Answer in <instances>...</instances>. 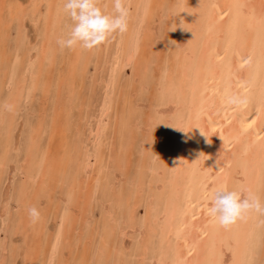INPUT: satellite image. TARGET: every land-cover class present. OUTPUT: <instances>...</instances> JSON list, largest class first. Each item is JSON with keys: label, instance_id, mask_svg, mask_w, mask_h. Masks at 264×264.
Here are the masks:
<instances>
[{"label": "rangeland", "instance_id": "374dc122", "mask_svg": "<svg viewBox=\"0 0 264 264\" xmlns=\"http://www.w3.org/2000/svg\"><path fill=\"white\" fill-rule=\"evenodd\" d=\"M14 1V2H13ZM0 0V7H3L2 10L0 8V38L2 39L1 35L3 36V39L1 40L2 42H0V95L2 94V97L3 98H0V109H2L0 111V122H7L8 120L7 119H10V118H7V114L9 113L10 116L14 115L15 116V121L12 120V117H11V121L12 123H2V124H6V125H3L0 123V145H1V149H0V153L2 152V154H0V166H1V169H0V264H22V261L23 263L25 264H28V262H30V264H154V261L156 260L155 258H157V255L159 251H161V249L163 248V246H165V242H163L161 239V234H160V227H159V223H160V219L159 221H157V215L158 218L162 215L163 213V209L166 208V203H167V199L169 198V195H170V192L169 191H172V188L170 186V183H169V177L171 176V163H170V159H168V153L172 151V148H173V132H172V125L169 123V119H168V116L169 114H160L158 112V109L157 107L159 106L160 103L158 102H161L166 100L167 99V96H161L162 95V91L164 93L167 94V87H165L164 85H166L165 83H161V80L164 76V73L162 72L164 69V67H168V65L166 64L167 63V60L164 61L166 63L163 62V55H168V57L171 56V54H173V52L175 50L172 49V40H170V33H171V25H172V18L169 17L168 19V16L165 12L168 11V6L170 5L169 2H173V0L169 1V0H148V3H147V0H133V4L129 5V15L130 14H136L138 9H141L140 13L142 14V20H141V27H147L156 31L157 28L158 30L156 32H153L152 30L150 31H147V38L149 39V45H147L148 47V51L145 47V52L142 53V57L141 55L140 56H137V61L139 58V61L142 62L144 61V68H147L146 71L144 69H141L140 73L137 69L133 70L132 69V65L133 63H129L128 62V54H129V49H125L124 48V52L122 51L121 53V58L123 59L124 62H120L118 67H117V76L119 75L118 78H116V84L114 86V95L119 99H116V101L118 100L117 104V108L116 106L111 108V111L108 113V115H106L107 117H105V120L103 121V130H104V134L102 133L100 135V137L98 138L97 142H100V144L97 142H93L89 139V134L88 132L86 131V128L84 127V125H87L89 122V115L93 114V109H95V105L99 104L97 103V99H99V95L97 96V94H100L102 93L103 89H104V84L103 83V78L105 77V74H106V71L104 70V66H106L105 63H103V61L105 60V52L102 50L104 49L103 47L101 48V45L97 48H93L91 50H85V49H78V45L69 50V49H66L65 48V51L64 49H61V51H56V47L52 50H48L49 49V45H52V43L54 42H51L50 39H48L46 36H47V25H48V11L50 10L49 7L51 6V3H52V0ZM31 1V2H30ZM60 1V4L63 5L64 2L62 3L63 0H58L57 1V4L58 2ZM3 2V3H1ZM16 2V3H15ZM43 2V3H42ZM47 2V3H45ZM15 3V4H13ZM46 6H45V4ZM152 5H151V4ZM158 3V4H157ZM1 4H5L6 6H1ZM29 4V6L27 7V5ZM34 4V6H33ZM37 4H39V6H37ZM53 4V3H52ZM154 4V5H153ZM160 4V5H159ZM22 5V6H21ZM25 7H24V6ZM151 5V6H149ZM165 5V6H164ZM21 8H20V7ZM33 6V7H32ZM43 6V8H42ZM55 6L57 7V5L55 4ZM54 6V7H55ZM153 6V7H152ZM158 6H160L158 8ZM155 7V8H154ZM32 8V9H30ZM42 10H41V9ZM149 8V9H148ZM151 8V9H150ZM154 8V9H153ZM53 9V8H52ZM155 11H153V10ZM158 9V10H157ZM12 12V13H9L8 11ZM157 10V11H156ZM30 11V12H29ZM148 12V13H145V12ZM15 14H14V13ZM29 12V13H28ZM38 12V13H37ZM144 12V13H143ZM155 12V13H153ZM159 12V14H158ZM157 13V14H156ZM164 16H162V14ZM28 14V15H27ZM32 14V15H30ZM12 15V16H11ZM16 15V16H15ZM24 15V16H23ZM45 15V16H44ZM47 15V17H46ZM156 15V16H155ZM2 16V17H1ZM30 18H28V17ZM32 16V17H30ZM133 16V15H132ZM151 18H150V17ZM155 16V17H154ZM15 17V18H14ZM26 19H25V18ZM3 18V19H2ZM153 18V19H152ZM157 18V19H156ZM2 19V20H1ZM10 19V20H9ZM5 20H7L5 22ZM13 20V21H12ZM68 20V22L66 21ZM130 19L129 18V25L132 23H130ZM148 21V22H145ZM152 20V21H150ZM21 21V22H20ZM33 21V22H32ZM35 21V22H34ZM39 21V23H38ZM70 21V22H69ZM159 21V22H158ZM161 21V22H160ZM65 22V24H64ZM144 22V23H143ZM71 25V20L69 19V17L67 16L63 22H62V27L64 25L68 26V29H70V25ZM150 25H149V24ZM6 24H8L6 26ZM20 27H19V25ZM24 25V26H23ZM40 25V26H39ZM42 25V26H41ZM147 25V26H145ZM149 25V26H148ZM157 25V28L155 26ZM159 25H162V26H159ZM36 26V27H35ZM133 27V23L130 25ZM153 26V28H152ZM159 26V27H158ZM22 27V28H21ZM37 27L40 29L37 30ZM165 30L163 32H165V34L161 31L162 28ZM24 28V29H23ZM129 28V27H128ZM168 32H167V30ZM21 29V30H20ZM161 29V30H160ZM20 32H19V31ZM149 30V29H148ZM23 31V32H22ZM162 32V33H160ZM168 35H166L167 33ZM20 33L21 36H20ZM25 33V34H24ZM39 33V34H37ZM5 34V35H4ZM24 34V36H23ZM66 34V33H65ZM156 34V36H155ZM162 34V35H161ZM19 35V36H18ZM26 35V37H25ZM115 35V34H113ZM112 35V36H113ZM146 35V34H145ZM165 35V37H164ZM23 36V37H22ZM44 36V37H43ZM126 36V37H125ZM167 36V37H166ZM6 37V38H5ZM22 37V38H21ZM39 39H38V38ZM42 37V38H41ZM124 37L126 38L125 40H128V41H125L123 40V44L126 45L128 48V46L130 47V43L132 42L131 41V37H128L127 39V35H126V32L124 33ZM156 37V38H155ZM25 38V39H24ZM163 40V42L165 41V43H159L161 40ZM165 38H168L169 40L165 39ZM8 39V40H7ZM22 39H23V42H22ZM38 39V40H37ZM20 40V41H19ZM26 40V41H25ZM38 42H37V41ZM47 40V41H46ZM49 40V42H48ZM145 40V38H144ZM143 40V41H144ZM7 43H5V42ZM43 41L44 43L46 44H43L41 42ZM167 41H170V42H167ZM26 42V45L23 46ZM18 43H22V44H18ZM24 43V44H23ZM110 43V42H109ZM127 43V44H126ZM169 43V44H168ZM7 46H6V45ZM29 44V45H28ZM107 44V43H106ZM166 45V47L164 48L163 46ZM171 47V50L169 49ZM44 45V46H43ZM144 45V44H143ZM143 45L139 47V51L142 50L143 48ZM153 45V47H152ZM6 46V47H5ZM160 46V47H158ZM80 47V46H79ZM157 49H156V48ZM4 48V49H2ZM22 48V49H21ZM24 48V49H23ZM42 48L46 49V53H41V50ZM167 48V50H166ZM26 49V51H25ZM162 50L160 52V50ZM175 49V47H174ZM5 50V51H4ZM20 50V51H19ZM75 50H79V56L78 55H75ZM144 50V49H143ZM159 50V51H157ZM170 52H169V51ZM2 51V52H1ZM23 51V52H22ZM37 51V52H36ZM40 51V52H39ZM67 51V52H66ZM74 51V52H73ZM87 53H86V52ZM150 51V52H149ZM166 51V53L164 52ZM14 52V53H13ZM22 52V53H20ZM39 53L40 55H37L36 53ZM50 52V53H49ZM53 52V53H52ZM59 52V53H58ZM71 56H69L70 54ZM105 55H103L102 53ZM13 53V54H12ZM18 55H17V54ZM66 53V54H65ZM83 53V54H82ZM89 53V54H88ZM160 53V54H158ZM6 55L3 57V55ZM13 56H11V55ZM15 54V55H14ZM37 55L39 57H35V63H31L30 62V56L32 55ZM61 54V56L59 55ZM74 54V55H73ZM81 54V55H80ZM87 54V56H86ZM102 54V55H101ZM148 57H147V55ZM8 55V56H7ZM20 55V56H19ZM94 55V56H93ZM17 56V57H16ZM24 56V57H23ZM53 56V57H52ZM66 56V57H65ZM68 56V57H67ZM81 56V57H80ZM85 56V57H84ZM92 56V57H91ZM102 56V57H101ZM7 59H6V58ZM15 57V58H14ZM21 57V58H20ZM47 58V59H44L46 62V64L44 63V60L41 59V58ZM57 57V58H56ZM67 59H65V58ZM74 57H78V61L76 62H73L72 60L75 59ZM87 57V58H86ZM96 57H99V58H96ZM10 58V59H9ZM14 58V60H13ZM18 58V59H17ZM20 58V59H19ZM59 58V60H58ZM62 58L64 60H62ZM70 58V60H68ZM79 58H80V61H79ZM81 58L83 60H81ZM91 58V59H90ZM5 61H3V60ZM24 59V60H23ZM40 59V60H39ZM87 59V61H89L90 64H87L88 62H84V60ZM153 62H151L150 61ZM67 60V61H65ZM93 60V62H92ZM102 62V63H99V61ZM102 60V61H101ZM161 60V61H160ZM3 61V62H1ZM13 63H11V62ZM29 61V62H28ZM41 61V62H40ZM91 61V62H90ZM95 61V62H94ZM40 62V63H39ZM54 62L55 65H52L51 64ZM65 62L66 65H65ZM81 65H80V63ZM163 62V63H162ZM11 63V64H9ZM22 63V65H20ZM33 64L32 65V69L31 71H29L28 67L29 65ZM37 63V64H36ZM43 63V64H42ZM70 63V64H69ZM79 63V64H78ZM85 63V65H84ZM99 64H101L103 67H99ZM15 64V65H14ZM40 64V65H39ZM122 64H124V66L122 67ZM152 64V65H151ZM14 66L13 68L11 67ZM19 65V67H18ZM37 65V66H36ZM57 65V66H56ZM60 65V66H59ZM62 65V66H61ZM69 65V66H68ZM85 66V69L88 70V72L82 68ZM97 65V67H96ZM16 66V67H15ZM22 66V68H21ZM31 66V65H30ZM40 66V67H39ZM59 66V68H58ZM64 66V67H63ZM73 66V68H72ZM151 66V67H149ZM9 67V68H8ZM36 67V69H35ZM50 67V68H49ZM57 67V69H55ZM69 67V68H68ZM75 67V68H74ZM87 67V68H86ZM96 67V68H95ZM12 68V69H10ZM17 68V69H16ZM20 68V69H19ZM38 68V69H37ZM40 68V69H39ZM46 70H45V69ZM48 68V69H47ZM51 68H53V70H56V74L58 72V74L56 75L53 71L51 70ZM67 68V69H66ZM72 68V69H71ZM120 68V69H119ZM158 68V69H157ZM24 69V70H22ZM58 69H60V72L57 71ZM78 69V70H77ZM83 69V70H82ZM94 69V70H93ZM97 69V70H96ZM104 71H103V70ZM156 69V70H155ZM2 70V72H1ZM28 70V71H26ZM32 70L33 71H39V75L36 76L37 77V80H39V84L36 85L35 83H37V80L35 82V79H32L31 76H32ZM66 70V71H65ZM86 72H85V71ZM102 70V71H101ZM8 71V72H7ZM51 71V72H50ZM73 71V72H72ZM95 71V72H94ZM100 71V73H99ZM120 71V72H119ZM148 71V72H147ZM153 71V72H152ZM155 71H158V72H155ZM20 72V73H19ZM43 72V73H42ZM81 72V73H80ZM87 73V75L85 74L83 76V74ZM98 72V74H97ZM102 72V73H101ZM19 73V74H18ZM48 75L46 76L45 75ZM69 73H72V78L70 77L71 74L69 75ZM95 73V74H93ZM104 73V74H103ZM124 73V74H123ZM160 73V75H159ZM52 74V75H51ZM53 74L54 77H53ZM157 74V76H156ZM44 75V76H43ZM89 75V76H88ZM96 75V77H95ZM103 75V76H102ZM138 75V77H136ZM87 78H86V77ZM140 76V77H139ZM143 76V77H141ZM8 77V80L7 79H4V78H7ZM17 79H16V78ZM50 77V78H49ZM57 77V78H55ZM62 77V78H61ZM68 77V78H67ZM162 77V78H161ZM29 78V79H28ZM42 78V79H41ZM45 78V79H44ZM55 78V79H54ZM61 78V79H60ZM83 78H84V81H85V85H84V82H83ZM90 78V79H89ZM99 78V80H98ZM101 78V79H100ZM145 78V80H144ZM148 78V79H147ZM43 79L45 81H43ZM49 79V80H48ZM58 79V80H57ZM82 79V81H81ZM89 79V80H86ZM147 79V80H146ZM151 79V80H150ZM7 82H6V81ZM31 80V81H30ZM42 80V81H41ZM49 81V82H46ZM51 80V81H50ZM56 80V81H55ZM62 80V82H61ZM134 80V81H133ZM144 80V82H143ZM5 81V82H3ZM19 81V82H17ZM28 81V82H27ZM42 83H41V82ZM59 81V82H58ZM79 81V82H78ZM101 83H100V82ZM138 81V82H137ZM148 81V82H147ZM151 81V82H150ZM153 81V82H152ZM13 82V83H12ZM17 82V83H16ZM29 82L32 84H29ZM44 82V83H43ZM57 82V83H56ZM64 82V83H63ZM78 82V83H77ZM158 84H156V83ZM4 83V84H2ZM16 83V84H15ZM56 83V85H55ZM72 83H74V90H72V87L73 85H71ZM80 83H82V85H80ZM95 83V85H94ZM98 83V84H97ZM122 83V84H121ZM139 83V84H138ZM167 83V82H166ZM6 84V86H4ZM62 84H63V87H62ZM79 84V85H78ZM101 84V85H100ZM131 84V86H130ZM133 84V85H132ZM144 84V86H142ZM147 84H149L147 86ZM152 84V85H150ZM19 85V88L18 86ZM28 85H30V88L28 87ZM36 85V86H35ZM44 85V86H43ZM54 85V86H52ZM59 85V86H58ZM65 85V86H64ZM84 85V86H83ZM138 85V87L136 86ZM155 85V86H154ZM161 85V86H160ZM21 86L23 87V90L21 88ZM33 86V87H32ZM51 86H52V90H51ZM61 86V88H60ZM81 86V87H80ZM122 86V88H121ZM128 86V87H127ZM149 86H150V89H149ZM14 87V88H13ZM17 87V88H16ZM27 87V88H26ZM38 87L39 88V93L37 92L38 91ZM48 87V88H47ZM56 89L55 91L54 88ZM65 87V88H64ZM78 87V89H76ZM83 87V89H82ZM100 87V88H99ZM126 87V88H125ZM134 90H133V88ZM142 87V89L140 90V88ZM160 87H162L160 89ZM16 88V90H15ZM21 88V89H20ZM63 88V90H62ZM67 88L70 90L68 91ZM81 88V89H80ZM138 90H137V89ZM144 88H146L144 90ZM152 88V90H151ZM3 89V91L1 90ZM14 91H13V90ZM25 89V90H24ZM31 89V90H30ZM34 89V90H32ZM43 91H41V90ZM88 91H87V90ZM97 89V90H96ZM126 89V90H125ZM128 89V90H127ZM130 89V90H129ZM148 89V90H147ZM163 89H166V90H163ZM6 92H5V91ZM28 90H30L28 92ZM36 90V91H35ZM66 90V91H64ZM85 90V92H83ZM90 90L92 92H90ZM120 92H119V91ZM17 91V92H16ZM24 92V96H21L23 95V92ZM52 91V92H51ZM64 91V92H63ZM80 91V92H78ZM100 91V92H99ZM137 91V93H136ZM148 91V93H147ZM166 91V92H165ZM13 92V93H12ZM42 92V93H41ZM54 92V94H53ZM69 92V93H68ZM76 92V93H75ZM78 92V94H77ZM98 92V93H97ZM134 92V93H132ZM140 92V93H139ZM151 92V94H150ZM154 92V93H153ZM160 94H158V93ZM38 93V94H37ZM58 93V94H57ZM61 93V94H60ZM75 93V94H74ZM95 97H94V95ZM139 93V94H138ZM156 93V94H155ZM11 96H9V95ZM12 94V95H11ZM17 96H16V95ZM34 94V95H33ZM39 96L40 99H44L42 100L43 101V104L41 103V101H39V98L36 96ZM54 97H53V95ZM75 95V97L73 98V96H70V95ZM77 94V95H76ZM84 94V95H82ZM129 94V95H127ZM43 95H46V96H43ZM65 95V96H64ZM86 95V96H85ZM135 97H133V96ZM159 95V96H158ZM35 96V97H34ZM52 96V97H51ZM63 96V97H61ZM68 96V97H67ZM82 96V98H81ZM115 96H113V98L115 99ZM149 96V97H148ZM1 97V96H0ZM8 97V98H7ZM24 97V98H23ZM32 97V98H29ZM42 97V98H41ZM48 100H46V98H48ZM59 97V99H58ZM68 98L66 100V98ZM72 97V98H71ZM78 97V98H77ZM84 97V98H83ZM122 97V98H121ZM131 97V99L129 98ZM138 97V98H137ZM144 97V98H143ZM11 98V100L9 99ZM13 98V99H12ZM16 98V99H15ZM64 100V102L66 101V103H64L63 101H60V99ZM88 98V99H86ZM32 99L33 102H32ZM38 99V100H36ZM52 99V100H51ZM75 99V101L73 100ZM83 99V100H82ZM86 99V100H84ZM143 99V100H142ZM28 100H31L30 103ZM50 100V101H49ZM94 100V102L91 103V101ZM125 100V101H124ZM129 100V102H127ZM131 100V101H130ZM149 100V102L147 101ZM11 101V102H9ZM45 101V102H44ZM68 101V102H67ZM71 101V102H70ZM74 101V102H72ZM77 101V103H75ZM83 101V102H82ZM133 101H134V105H133ZM141 103H139V102ZM143 101V102H142ZM146 101V102H145ZM158 101V102H157ZM39 102V103H38ZM47 102V104H46ZM57 102H58V105H57ZM82 102V104H81ZM89 105H88V103ZM125 102V103H124ZM151 102V103H150ZM157 102V103H156ZM10 103V105L8 104ZM17 103V104H16ZM27 103H28V106H27ZM41 103V104H40ZM53 103V105H52ZM70 103V104H69ZM72 103V104H71ZM73 103L76 105V107H73ZM85 103V104H84ZM96 103V104H95ZM136 103V104H135ZM142 103H143V106H142ZM145 103V104H144ZM149 103V104H148ZM2 104H5V105H2ZM8 104V105H7ZM16 105V107L14 105ZM26 104V106H25ZM40 104V105H39ZM50 104V105H48ZM67 106H66V105ZM80 104V106H79ZM87 104V105H86ZM92 104V105H91ZM131 104V105H129ZM152 104V105H151ZM45 105V106H44ZM71 105V107H70ZM73 105V106H72ZM89 107L91 105V107H87V110L85 111V106ZM96 105V106H97ZM127 105V106H126ZM6 106H13L15 107L17 110L19 108V110L15 111L14 113L11 112V110H13L14 108L13 107H10L11 110H7L9 109L8 107L6 108ZM30 106V107H29ZM33 106V107H32ZM38 106L40 107L38 109ZM44 108H42V107ZM48 106V107H47ZM50 106V107H49ZM70 107L69 110H72L69 112V110L65 109L66 107ZM79 106V107H78ZM132 106V107H131ZM135 106V107H134ZM142 106V107H141ZM156 108H155V107ZM35 107V108H34ZM60 107V109H58ZM63 107V108H62ZM65 107V108H64ZM119 107V108H118ZM125 107H129V111H127V114H123V108ZM150 107V109H149ZM13 108V109H12ZM29 108H31L30 113L28 112ZM36 108L38 110H36ZM51 108V109H49ZM74 108L76 109H79L78 110H74ZM146 108V109H145ZM6 111H5V110ZM40 109L42 112H40ZM45 109H46V113H45ZM81 109H84L81 111ZM92 109V111L90 110ZM120 109V111H119ZM123 109V110H122ZM139 109V110H138ZM22 110V111H21ZM33 110V111H32ZM50 110V111H49ZM55 110V112H53ZM157 110V111H156ZM37 111V113L35 112ZM39 111V113H38ZM48 111V112H47ZM69 113H68V112ZM87 111H91L89 114H86L84 115ZM95 111V110H94ZM116 111V112H115ZM142 113H141V112ZM2 112V113H1ZM7 112V113H6ZM12 114H11V113ZM34 114H32V113ZM51 112V113H50ZM66 112V113H65ZM72 112V113H71ZM119 112H121L119 115ZM5 113V114H4ZM29 113V114H28ZM36 113V114H35ZM47 115L46 117V120L45 121V115ZM54 113V114H53ZM19 114V115H18ZM41 114V115H40ZM43 114V115H42ZM49 114H51L49 116ZM56 114V115H55ZM65 114V115H64ZM70 114H72V116L70 117ZM80 116H79V115ZM114 114V115H113ZM149 114H151L149 116ZM28 115V116H27ZM36 115V116H35ZM40 115V116H38ZM53 115V116H52ZM65 118L63 119L62 116ZM67 115V116H66ZM113 115V116H112ZM117 115V116H116ZM122 115L124 117H122ZM161 115V116H160ZM163 115V116H162ZM168 115V116H167ZM6 116V118H5ZM8 116V117H10ZM13 116V117H14ZM33 118H31V117ZM35 116V117H33ZM49 116V118H48ZM115 116V117H114ZM148 116L150 119H148ZM152 116H154L152 118ZM36 117H38V119L40 121H38L36 119ZM43 117V118H41ZM53 117V118H52ZM56 117V118H55ZM68 117V118H67ZM76 117V118H75ZM109 117V118H108ZM159 117V118H157ZM162 117V118H161ZM167 117V118H166ZM17 118V120H16ZM19 118H20V122H19ZM48 118V119H47ZM52 118V119H51ZM75 118V119H74ZM82 120H81V119ZM152 118V119H151ZM156 118V119H155ZM31 119V121H30ZM43 119V121H41ZM51 119V120H50ZM57 119L58 121L56 122ZM71 119V120H70ZM73 119V121H72ZM79 119V120H78ZM87 119V123L85 122V120ZM156 120L152 121V120ZM159 119V120H158ZM164 121H162V120ZM28 120V122H26ZM37 120V121H36ZM50 120V122H49ZM74 120H77V121H74ZM81 120V121H80ZM92 120V119H90ZM116 120V121H115ZM120 120V121H119ZM148 120L150 121L149 124H148ZM18 121V122H17ZM32 121H34L33 124ZM45 121V122H44ZM61 121H66L67 123V128H65V123L63 124ZM69 121V122H68ZM71 121V123H70ZM108 121V122H107ZM14 122H16L14 124ZM39 122V123H38ZM46 124L44 126V123ZM49 122L50 123V127H49ZM77 122V123H76ZM110 122V123H109ZM30 123V124H28ZM43 123V124H42ZM57 123V124H56ZM73 123V124H72ZM80 123V124H79ZM107 123V125L105 124ZM116 123V124H115ZM153 123V124H152ZM9 124V125H8ZM25 124V125H24ZM41 124V125H40ZM47 124H48V128H47ZM59 124V125H58ZM136 124V125H135ZM148 124V125H147ZM158 126H157V125ZM160 124V125H159ZM170 124V125H169ZM29 125V126H28ZM37 126L35 128V126ZM61 125V126H60ZM62 125L64 128H62ZM71 125V127H70ZM135 125V126H134ZM137 125H139V128L137 127ZM141 125V126H140ZM169 125V126H168ZM6 126V127H5ZM8 126V127H7ZM13 126V127H12ZM44 126V127H43ZM78 126V127H77ZM110 126V128H109ZM117 128H116V127ZM130 126V127H129ZM160 126V127H159ZM163 126H165L164 128H162ZM11 127V128H10ZM18 128L19 132L17 129L15 128ZM27 127V128H26ZM46 127V128H45ZM55 129L57 127H60V131H58V128L56 129V131H58V133L54 130L53 133H54V136L53 134L51 133L52 131L49 129ZM76 127V128H75ZM82 127V129H81ZM133 127V128H132ZM147 127V128H146ZM156 129H155V128ZM159 127V129L157 128ZM168 127V128H167ZM4 128H5V131H4ZM10 129V131H8V129ZM32 128V130H30ZM46 130H44V129ZM69 128V129H68ZM85 128V129H84ZM112 128V129H111ZM136 128V130H135ZM148 128H151V131L153 129L154 132H151L150 129L147 130ZM27 129V130H26ZM78 129V130H77ZM155 129V130H154ZM158 129V130H157ZM161 129V130H160ZM163 129V130H162ZM168 129V130H167ZM16 130V131H15ZM29 130V131H28ZM34 130V131H33ZM40 130L42 132H40ZM49 130V131H48ZM64 130V131H63ZM66 130V132H65ZM71 131L70 135H69V131ZM82 130V131H81ZM84 130H85V134H84ZM108 132H107V131ZM114 130V131H113ZM160 130V131H159ZM164 130H165V133H164ZM167 130V132H166ZM12 131H14L13 133H15V136L13 133H11ZM29 133H28V132ZM31 131V132H30ZM45 131V132H44ZM62 131V132H61ZM68 131V132H67ZM77 131V132H76ZM110 131V132H109ZM116 131V132H115ZM157 131V133L155 132ZM162 131V133L160 134V132ZM7 132H10L11 134H9V138L11 139L13 135V138L12 141H9L10 139L8 138V135L6 134ZM64 132V133H63ZM75 132V133H74ZM79 132V134H78ZM81 132V134H80ZM107 132V133H106ZM144 132V133H143ZM26 133L28 135H26ZM40 133V134H39ZM63 135H61V134ZM82 133L84 136H82ZM106 133V134H105ZM109 133H111L109 135ZM117 133V134H115ZM170 133V134H169ZM6 134V135H4ZM43 134V135H42ZM45 134V135H44ZM51 134V135H50ZM60 134V136H59ZM66 134V136H65ZM77 134V135H76ZM113 134V135H112ZM166 134V135H165ZM17 135H20V138L19 136ZM24 139H27V140H24ZM35 137H34V136ZM57 135V136H56ZM87 135V136H85ZM104 135V136H103ZM106 135V136H105ZM157 135V136H156ZM169 135V136H168ZM7 136V137H6ZM39 136V137H37ZM41 136H43L41 138ZM62 136V137H61ZM74 138H73V137ZM78 136V137H76ZM121 136V138H119ZM133 136L135 137L134 139L135 142H133ZM146 136V138H145ZM160 136V137H159ZM167 136V137H166ZM29 137V138H28ZM50 137H52V140L50 139ZM65 137V138H64ZM67 137V139H66ZM83 137V138H82ZM106 137V138H105ZM132 137V139H131ZM152 137V138H151ZM3 139V141H1ZM19 138V142H17V139ZM41 138V139H40ZM58 138V139H57ZM64 138V140H63ZM76 140V141H73V139ZM82 138V139H81ZM86 138V139H85ZM115 138V139H113ZM160 138V139H159ZM166 138V139H165ZM36 139V141H34ZM40 139V140H39ZM78 139V141H77ZM128 139H131L128 140ZM154 139V140H153ZM15 140V141H14ZM24 140V141H23ZM32 140H33V144H35V146H33L31 143H32ZM60 140V141H59ZM63 140V143L61 142ZM67 142H66V141ZM70 140V141H69ZM86 140V141H85ZM107 140L109 142H107ZM113 140V141H111ZM117 140V141H116ZM126 140V141H125ZM128 140V142H127ZM140 140V141H139ZM141 140H142V143H141ZM165 140V141H164ZM167 140V141H166ZM5 141H7V144L9 145H6ZM14 141V142H13ZM23 141V142H22ZM49 141V142H48ZM50 141H52L53 143H51ZM73 141V142H71ZM120 141V142H118ZM122 141V143H121ZM145 141V143H143ZM156 141H157V145H156ZM164 141V142H163ZM17 144H16V143ZM31 142V143H30ZM40 142V143H39ZM56 142H61V143H57L59 144V146L57 147V144H55ZM66 143V146H64V144ZM70 142V143H68ZM76 142V143H75ZM78 143H81L80 145L78 146H75L73 147V145H76ZM86 142V143H84ZM88 142H91V143H88ZM127 142V143H125ZM139 142V143H138ZM160 142V143H159ZM12 143V144H11ZM15 143V144H14ZM22 143V145H21ZM28 143L30 144V146L28 145ZM68 143V144H67ZM73 145H72V144ZM92 143L94 145H92ZM103 143V144H102ZM108 143V144H107ZM112 143V144H111ZM153 143V146L151 145ZM162 143V144H161ZM11 144V145H10ZM19 144V145H18ZM40 144V145H39ZM52 144V146H51ZM71 144V145H70ZM84 144V146H83ZM88 145V148L86 149ZM91 144V145H89ZM117 144V145H116ZM126 146H125V145ZM132 146H130V145ZM160 144V145H159ZM166 144V145H165ZM12 145H15L13 146L14 148H17L16 150L12 147ZM16 145H18L16 147ZM39 145V146H38ZM103 145V146H102ZM114 145V148L117 150H115L112 146ZM120 145V146H118ZM123 145V146H122ZM136 145V146H135ZM139 145L141 146V148L139 147ZM145 145V146H143ZM150 145V146H149ZM8 147L7 149L5 147ZM10 146V147H9ZM62 146V147H61ZM70 146H71V149H70ZM81 146L83 147V149H81ZM111 146V147H109ZM122 146V147H121ZM160 146V147H159ZM21 147V149H19ZM38 147V148H37ZM57 147V149H56ZM64 147L66 149H69V150H73L74 152L72 153V151L70 152L69 150H66L64 149ZM85 147V148H84ZM99 147V148H97ZM102 147V148H101ZM123 147H126V148H123ZM150 147V148H149ZM152 147V148H151ZM166 147V148H165ZM12 148V149H11ZM23 148V149H22ZM33 148V149H32ZM37 148V149H36ZM73 148V149H72ZM77 149V151L75 152V149ZM105 148V149H104ZM111 148V149H110ZM128 148V149H127ZM134 148H137V149H134ZM160 148V149H159ZM11 149V151H10ZM15 151H14V150ZM29 149V150H28ZM49 149V150H48ZM52 151H51V150ZM64 150V153L66 154V151L71 154H74L70 156L69 153H67L69 156H67V154H61V151L63 152ZM81 149V150H80ZM123 149V150H121ZM143 149V150H142ZM146 152H145V150ZM149 149V150H148ZM151 149V150H150ZM158 149V150H157ZM163 149V150H162ZM166 150V156L165 157V150ZM8 150V151H7ZM14 152H13V151ZM37 150V151H35ZM61 150V151H60ZM89 150V151H88ZM101 152H100V151ZM114 150V151H112ZM127 150V151H126ZM129 150V151H128ZM136 150L139 151L137 152V155H135L136 153ZM141 150V151H140ZM156 150V151H155ZM6 154H4L5 152ZM18 151V153H17ZM20 151H21V154H20ZM51 151V152H50ZM55 153H54V152ZM97 152L96 155L94 154V157L92 159V161H89V156H90V153L91 152ZM100 153H99V152ZM109 151V152H108ZM111 151V152H110ZM119 151H122L121 153H126L124 155H122L121 153H118ZM125 151V152H124ZM135 151V152H134ZM159 151V152H158ZM29 152V153H28ZM60 152V153H58ZM85 152V153H84ZM114 152V153H113ZM128 152V153H127ZM161 152V153H160ZM38 153V154H37ZM52 153V154H51ZM78 153V154H77ZM108 153V154H107ZM140 153V155H139ZM147 153V154H146ZM54 155L51 157V155ZM61 155V157H64L66 158V162L63 163V161L65 160H62V158H60V156L58 157L59 161L62 160V162L60 161L59 163L57 162V155ZM87 154V155H86ZM89 154V155H88ZM110 154V155H109ZM121 154V155H119ZM4 155V156H2ZM32 155V156H31ZM46 155V158L44 157ZM64 155V156H63ZM99 155H100V161H99ZM114 155L113 159H112V156ZM115 155H116V158H115ZM119 155V156H118ZM134 155V156H133ZM163 155V156H162ZM6 156V157H5ZM9 156V157H8ZM22 156V157H21ZM31 156V157H30ZM35 158H34V157ZM43 158H42V157ZM50 156V157H49ZM56 156L55 160H54V157ZM79 156V157H78ZM86 156L88 158H86ZM103 158H102V157ZM109 156V158H108ZM122 156V157H121ZM132 156V157H131ZM37 157V158H36ZM70 157V158H69ZM107 157V158H106ZM125 159H124V158ZM163 157L167 158V159H164ZM9 158V159H8ZM26 158V159H25ZM31 158V159H30ZM78 158L80 159L78 161ZM95 158V160H94ZM98 158V159H97ZM116 160H115V159ZM121 158V159H120ZM130 158V159H129ZM28 159V160H27ZM43 159V160H42ZM69 159V160H68ZM71 159V160H70ZM74 159V160H73ZM103 161H102V160ZM105 159V161H104ZM109 159V160H108ZM124 159V160H122ZM160 159V160H158ZM26 160V161H25ZM30 160V163H28ZM38 160V162H37ZM41 160V161H40ZM84 160V161H83ZM113 160V161H112ZM117 160H120L121 162L117 161ZM128 160V161H126ZM149 160H150V163H149ZM167 160V161H166ZM35 163H34V162ZM44 161V163H43ZM69 163H68V162ZM80 161H82L83 163H79ZM93 161H95V166H94V163ZM106 161H109L106 162ZM124 161V162H123ZM41 162V163H40ZM78 162V163H77ZM102 164H101V163ZM111 162H114L111 163ZM122 162L123 164L126 162V165H123L125 166L124 168L121 166L122 165ZM128 162V163H127ZM131 162H132V165H131ZM18 163V164H17ZM21 163V164H19ZM24 163V164H23ZM30 165H28V164ZM55 163H57L55 165ZM61 163V165H59ZM68 163V164H67ZM75 163H77L75 165ZM117 163V164H116ZM119 163V164H118ZM154 163V164H153ZM14 164V165H13ZM17 164V165H16ZM45 164V165H44ZM48 164V165H47ZM68 166V170L66 169L67 166ZM72 164V165H71ZM81 164V165H80ZM93 164V165H92ZM111 165V166H108V165ZM135 164V165H133ZM3 165V166H2ZM20 165V166H19ZM41 165V166H39ZM72 166L70 169L69 167ZM74 165V166H73ZM79 165H80V168H79ZM88 168H86L85 166ZM91 167H90V166ZM106 165H107V168H106ZM113 165H116L115 166V169H114V166ZM161 165V166H160ZM23 168H22V167ZM30 166V167H29ZM58 166V167H56ZM62 167L60 168V171L58 169V173L56 172L57 171V168L59 167ZM82 166V167H81ZM98 166H102L103 168H98ZM12 167V168H11ZM37 167V168H36ZM45 169H44V168ZM51 167V168H50ZM75 167V168H74ZM94 167V169H93ZM111 167V168H110ZM120 167V169H119ZM123 170H122V168ZM167 169H166V168ZM11 168V169H10ZM16 168V169H15ZM27 168V169H26ZM30 168V169H29ZM78 170H77V169ZM84 168H85V171H84ZM98 170H97V169ZM106 172H105V170ZM157 168V170H156ZM158 168H160V170H158ZM164 168L165 170L167 171H164ZM20 172H19V170ZM36 169V170H35ZM46 169H49L48 171ZM53 169V170H52ZM73 169V170H71ZM74 169H75V172H74ZM81 169V170H79ZM94 171H93V170ZM101 169V170H100ZM125 169V170H124ZM153 169V170H152ZM155 169V170H154ZM3 170V171H2ZM6 170V171H5ZM9 170L11 171V173L9 172ZM24 170V172H23ZM30 170V171H29ZM66 170V172H65ZM87 170V172H86ZM100 170V171H99ZM104 170V171H103ZM108 170V172H107ZM114 170V171H113ZM118 170V172L116 171ZM120 170V171H119ZM122 170V171H121ZM148 170V171H147ZM29 173L27 174L26 173ZM35 171V172H34ZM63 171V172H62ZM71 173H70V172ZM78 171V172H77ZM95 171H96V174L99 173V174H95ZM163 173H161V172ZM23 172V174H22ZM33 172V173H32ZM82 172V173H81ZM104 172V173H103ZM123 172V173H122ZM167 172V174H165ZM37 173V174H36ZM41 173V174H40ZM55 173V174H54ZM63 173V178L65 180H63L62 178V174ZM82 175H80V174ZM113 173V174H112ZM119 173V174H118ZM26 174V175H25ZM35 174V175H34ZM39 174V175H38ZM49 174V176H48ZM60 174V175H59ZM71 174V175H70ZM92 174V175H91ZM95 174V176L93 175ZM105 174V175H104ZM122 174V175H121ZM31 175V176H30ZM37 175V176H36ZM40 175H43V176H40ZM55 175V176H54ZM73 175V178L71 177ZM99 175H103L105 176L103 178V176H99ZM121 175V177H120ZM128 175V176H126ZM134 178H133V176ZM140 175V177H139ZM147 175V177H149L148 179L145 177ZM158 175V176H157ZM160 175V176H159ZM47 176V177H46ZM52 176V177H51ZM70 176V177H69ZM85 176V177H84ZM90 176V179H88V177ZM94 176V177H93ZM124 176V177H123ZM28 177V178H27ZM31 177V178H30ZM46 177V178H45ZM56 177V178H55ZM60 177V178H58ZM69 177V178H68ZM76 177V178H75ZM110 177V178H109ZM113 177V178H112ZM123 177V178H122ZM127 177V178H126ZM131 177V179H130ZM151 177V178H150ZM166 177V179H165ZM42 178V179H41ZM45 178V179H44ZM52 180H51V179ZM71 178V179H70ZM81 178V179H80ZM86 178V179H85ZM106 179V182H104L105 180L103 179ZM116 178V179H115ZM120 178V179H119ZM125 178V180H124ZM10 179V180H9ZM12 179V180H11ZM36 179V180H35ZM67 179V180H66ZM73 179V185L72 187H70V185L72 184H69L68 180H72ZM91 179H92V182H91ZM98 179L100 181H98ZM107 179L109 182H107ZM110 179V180H109ZM119 181H115V180ZM130 179V180H128ZM138 179V180H137ZM154 181L155 180V183L150 181V180ZM24 180V181H23ZM32 180V181H31ZM34 180V181H33ZM75 180V182H74ZM89 180V181H88ZM102 180V181H101ZM113 182H112V181ZM127 180V181H126ZM140 180V181H139ZM27 181V182H26ZM46 183H45V182ZM52 181V182H51ZM67 181V182H65ZM96 181V182H95ZM98 181V182H97ZM134 181V182H133ZM137 181V182H136ZM149 181V182H148ZM166 181V182H165ZM45 185V187L43 186V184ZM51 182V183H49ZM54 182V183H53ZM58 182V183H57ZM104 182V183H103ZM127 182V183H126ZM140 182V183H139ZM145 182V183H144ZM159 182V184H158ZM165 185H164V183ZM35 183V184H34ZM77 183V185H76ZM89 183V184H88ZM100 185H99V184ZM112 183V185H111ZM118 183V184H117ZM130 183L131 186H128ZM142 183V184H141ZM154 183V184H153ZM168 183V184H167ZM52 184V185H51ZM68 187L66 190H64V187L65 186ZM87 184V185H86ZM103 184V185H102ZM107 184V185H106ZM137 184V185H136ZM139 184V185H138ZM145 184V185H144ZM151 184V185H150ZM152 184H153V187L154 188H157V189H154L152 187ZM7 185V186H6ZM10 185V187H9ZM37 185V186H36ZM81 185V186H80ZM85 185V186H84ZM90 185V186H89ZM102 185V187H101ZM135 185V186H134ZM141 185V186H140ZM142 185H144L142 187ZM157 185V186H156ZM167 185V186H166ZM55 186V188H54ZM76 186V187H75ZM80 186V187H79ZM109 186V187H108ZM148 188H147V187ZM156 186V187H155ZM12 187V188H11ZM37 187V188H35ZM41 187V188H40ZM43 187V189H42ZM47 187V188H46ZM60 187V188H59ZM63 187V189H62ZM89 187V188H87ZM98 187V188H97ZM115 187V188H114ZM145 187V188H144ZM153 188L154 192L150 190V188ZM7 188H8V191H7ZM39 188V189H38ZM83 188V189H82ZM91 188V191L88 190ZM103 188L105 190H103ZM112 188V189H111ZM138 188V190H137ZM145 190V194H144V190ZM160 188V189H159ZM163 188V189H162ZM170 188V189H169ZM17 189V190H16ZM77 191H76V190ZM80 189V190H79ZM109 189V190H108ZM115 189V190H114ZM120 189V190H119ZM149 189V190H148ZM166 192H165V190ZM168 189V191H167ZM4 190V191H3ZM19 190V191H18ZM43 190V191H41ZM56 190V191H55ZM60 190V191H59ZM70 190H74L72 192H70ZM139 192H137V191ZM157 190H160V191H157ZM28 191V193L26 192ZM63 191V192H62ZM69 191V192H68ZM114 191V192H113ZM117 191H120V192H117ZM157 191V192H155ZM259 196L264 199V184L260 187V190H259ZM7 192H9V197H6L7 195ZM43 192V194H42ZM55 192V193H54ZM75 192V193H74ZM116 192V194H115ZM141 192L143 195H141ZM161 192V193H160ZM164 192V193H163ZM3 193V194H2ZM45 193V194H44ZM80 193V194H79ZM108 193H111V194H108ZM136 193V194H135ZM139 193V194H137ZM164 195H163V194ZM26 194V195H25ZM28 194V195H27ZM56 194H60L59 195H56ZM64 194V195H63ZM69 196H68V195ZM71 194V195H70ZM76 194H77V198H76ZM86 194V195H85ZM88 194V196H87ZM90 194V195H89ZM131 194V195H130ZM168 194V195H167ZM2 195V196H1ZM30 195V196H29ZM55 195H56V198H55ZM102 195L104 197H102ZM108 195V196H107ZM121 195V196H120ZM139 197H137V196ZM166 195V196H165ZM4 196V197H3ZM47 196V197H46ZM50 196V197H49ZM64 196V198H63ZM73 196H74V199H73ZM101 196V197H100ZM119 198H118V197ZM126 196L129 198L131 196V199H132V203L133 204H137L136 206H138V203H139V206L140 207H137L139 208L138 212L136 213L135 217L132 218L130 217L131 216V212L130 211H127L128 209L126 208V201L128 200V198L126 199ZM133 196V197H132ZM142 196H143V201H142ZM158 199H156V197ZM66 197V198H65ZM71 197V198H70ZM93 200H92V198ZM109 197V198H108ZM111 197V198H110ZM135 197V199H134ZM141 197V198H140ZM146 197V198H145ZM151 197H154V198H151ZM164 197L166 199H164ZM5 201L4 198H6V208H5V213L3 212L2 213V208H3V205L4 204L3 200ZM106 198V199H105ZM117 200H116V199ZM149 198V199H148ZM153 199V202L152 200ZM161 198V199H160ZM64 199V200H63ZM73 199V200H71ZM130 199V198H129ZM138 200V201H135V200ZM33 200V201H32ZM39 200V201H38ZM58 200V201H57ZM63 200V201H62ZM66 200L70 201V202H67ZM78 200V201H77ZM146 200V201H145ZM147 200L148 201V204L146 205L147 203ZM161 200V201H160ZM164 202H163V201ZM3 201V202H2ZM56 201V202H55ZM95 203H94V202ZM65 202V204H64ZM75 202V203H74ZM97 202V203H96ZM121 202V203H120ZM142 202V204H141ZM163 202V204L161 203ZM32 203V204H31ZM54 205H53V204ZM67 203H69L67 205ZM74 203V204H73ZM123 203V205H122ZM125 203V204H124ZM145 203V204H144ZM78 204V205H77ZM94 204V206H93ZM120 204V205H119ZM151 204V206H150ZM153 204V205H152ZM2 205V206H1ZM43 205V206H42ZM65 205V206H64ZM73 205H77V208L76 206L73 207ZM98 205V206H97ZM105 205V207H104ZM107 205V206H106ZM112 205V206H110ZM146 205V206H145ZM160 205V207H159ZM162 205V206H161ZM32 206H35L38 208L39 211H41V215L44 217L45 216V223L49 222L48 224H45L46 228H44L43 232L41 233V235L39 236V242L38 244H36L37 247H35L34 251L32 252V255L30 257H27V254H26V249H27V242H29V238L30 236L29 235H32V226H31V221H30V218H29V215H28V209ZM67 206V207H66ZM84 206V207H83ZM92 206V207H91ZM103 206V207H102ZM155 206V207H154ZM157 206V207H156ZM52 207V208H51ZM66 207V208H65ZM107 207V208H106ZM54 208V209H53ZM73 208V209H72ZM76 210H75V209ZM106 208V209H105ZM119 208V209H118ZM145 208H146V211H148L146 213L145 211ZM151 211H149V209ZM154 211H153V209ZM162 208V209H161ZM53 209V210H51ZM114 209V210H113ZM116 209V210H115ZM65 210V211H64ZM66 210H68V212H66ZM72 210V211H71ZM121 210V211H120ZM161 210V212H160ZM163 210V211H162ZM47 211V213H46ZM57 211V212H55ZM59 211H61V213L63 214V212L65 214H61ZM63 211V212H62ZM75 211V212H74ZM47 215H45V213ZM59 212V213H58ZM145 212V213H144ZM153 212V213H151ZM72 213V214H71ZM109 213V214H108ZM1 214L3 215L1 217ZM48 214H49V217H48ZM56 214V215H54ZM60 214V215H59ZM111 214V215H110ZM129 214V215H128ZM143 214V215H142ZM146 214V215H145ZM148 214V215H147ZM150 214V215H149ZM157 214V215H156ZM57 215L59 217H57ZM73 215H75L74 217H72ZM101 215V216H100ZM64 216V217H63ZM70 216V217H69ZM80 216V217H79ZM115 216V217H114ZM147 216V219H145V217ZM149 216V217H148ZM153 216V217H152ZM155 216H156V221H154L155 219ZM55 220V222L51 221L52 218ZM62 217V218H61ZM69 217V218H67ZM143 217V218H142ZM150 217L152 218V221L150 219ZM57 218V219H56ZM65 218V220H64ZM138 218V219H137ZM149 218V220H148ZM264 217H259L258 216V220L260 222L259 224V228L257 229L258 231H260V233H262V236L260 238V242L259 241H256L253 245V248H255L254 250L256 251V253L252 256L251 258V261H247L246 264H264V220H263ZM48 219V220H47ZM50 219V220H49ZM63 219V221H62ZM67 219V220H66ZM72 219V220H71ZM95 219V220H94ZM115 219V220H114ZM126 219H130L129 221H127ZM154 219V220H153ZM29 220V221H28ZM69 220H71L73 222V220H76V222L74 221L73 222V226H71L70 224H72V222H68ZM136 220V221H135ZM148 220V221H147ZM47 221V222H46ZM58 221V222H57ZM62 221V222H61ZM132 221V222H131ZM144 222V224L142 225L140 222ZM131 224H130V223ZM135 222V223H134ZM146 222H148L149 225L152 224L153 227H156L153 231L150 230V226L147 224L148 229L150 230H147V226H146ZM152 222V223H151ZM156 224H155V223ZM159 222V223H158ZM52 223V224H51ZM66 223V224H65ZM69 223V224H68ZM127 223V224H126ZM151 223V224H150ZM63 224V226H62ZM123 224V225H122ZM126 224V225H125ZM128 224H130L128 226ZM155 224V225H154ZM6 225V226H5ZM62 227H61V226ZM66 225H69L71 228L74 227V230L71 229L68 230V227ZM135 225V226H134ZM140 225V226H139ZM27 226V227H26ZM52 228H51V227ZM113 226V227H112ZM128 226V227H127ZM139 226V227H138ZM142 226V227H141ZM134 227V229H133ZM142 229H141V228ZM49 228V231H47ZM53 229V231L51 229ZM131 228V229H130ZM61 229V230H60ZM62 229H64V232L65 230L67 229V231H70V233H67V236H70L69 238L71 239V236H72V233L73 235L75 236V238L73 240L72 239H68V237H65L66 234H64V232L62 231ZM70 229V228H69ZM138 229V230H137ZM17 230V231H16ZM60 230V231H59ZM142 230V232H141ZM145 230V231H144ZM59 231V232H58ZM66 231V232H67ZM73 231V232H72ZM122 231L125 232V234L123 235L122 234ZM134 231V232H133ZM148 231V232H147ZM157 231V232H156ZM51 232V233H50ZM127 232V234H126ZM131 232V233H130ZM143 232H145L144 234L147 236V238L145 236H143ZM147 232V233H146ZM44 233V234H43ZM55 233V234H54ZM62 233V235L60 234ZM130 233V234H129ZM46 234V235H45ZM48 234V235H47ZM71 234V235H69ZM77 234V235H76ZM135 236H134V235ZM139 234V235H138ZM149 234L151 236L152 239H149ZM48 236V238H45V236ZM51 235V236H50ZM133 235V236H132ZM137 235V236H136ZM156 235V236H155ZM159 237H158V236ZM45 238V240H43L42 238L40 239V237ZM132 236V237H131ZM139 236H141L139 238ZM15 237V238H14ZM53 237V239H52ZM63 237V240L64 243H62L63 241H61L60 239ZM65 237V238H64ZM135 237V238H134ZM56 238V239H55ZM132 238V239H131ZM134 238V239H133ZM159 240H157V239ZM24 239V240H23ZM48 239V240H47ZM137 239V240H136ZM144 239L145 243L148 244V250H147V253L146 255L143 254L144 251L141 247V240ZM149 241H147V240ZM14 240V241H13ZM23 240V241H22ZM43 243H41V241ZM136 240V241H135ZM154 240V241H153ZM70 241V244L71 242H73L71 245L67 242ZM132 241V242H131ZM153 241V242H152ZM159 241V242H158ZM162 241V242H161ZM9 242V243H8ZM23 242V243H22ZM59 242V243H58ZM134 242V243H133ZM139 242V243H137ZM3 243V244H2ZM45 243V244H44ZM130 244L127 245V244ZM159 243V244H158ZM42 244V246H41ZM60 244H63L62 245V248L60 249ZM139 244V245H138ZM155 244V246L153 245ZM69 245V246H68ZM4 246V247H3ZM44 246V248H43ZM47 246V247H46ZM65 246V247H64ZM132 246V247H131ZM153 246V247H152ZM156 246L158 248H156ZM160 246H162V248H160ZM10 247V249H9ZM22 249H21V248ZM41 247L43 248L42 250H44L45 252H41ZM129 247V248H128ZM130 247H131V251L130 250ZM135 247V248H134ZM151 247V248H150ZM156 249H155V248ZM7 248V249H6ZM24 251L22 252L21 250ZM140 248L142 250H140ZM4 249V250H3ZM55 251H54V250ZM60 249L61 252H63V254H60L61 252L58 251ZM64 249V250H62ZM76 249V250H74ZM154 249V250H153ZM158 249V250H157ZM260 249V250H259ZM18 250V251H17ZM51 250V251H50ZM150 250V251H149ZM58 251V252H57ZM67 251V252H66ZM74 251V252H73ZM76 251L78 253H76ZM131 251V252H130ZM140 251V252H139ZM154 251V252H153ZM155 251L157 253H155ZM257 251L259 252V254L257 253ZM50 252V253H49ZM54 252V253H53ZM57 252V253H56ZM133 252H135L133 254ZM152 252V253H151ZM23 253V254H21ZM46 253V254H45ZM59 253V254H58ZM128 253V254H126ZM151 253V254H150ZM154 253V254H153ZM9 254V255H8ZM56 254V255H55ZM80 256H79V255ZM132 254L131 256H128ZM154 256H153V255ZM6 255V257H5ZM8 255V256H7ZM29 255V254H28ZM46 255V257H45ZM59 255L61 256V258H58ZM63 255H65L63 257ZM151 255V256H150ZM43 258H42V257ZM49 256V257H48ZM57 256V257H56ZM77 256V258H76ZM135 256V257H134ZM141 256H144L141 257ZM260 256V257H259ZM20 257V258H19ZM81 257V258H80ZM130 257V258H129ZM134 257V258H133ZM148 257V258H147ZM152 257V258H151ZM259 257V258H258ZM4 258V259H3ZM23 258V259H21ZM27 258V259H26ZM51 258V259H50ZM56 258V259H55ZM129 258V259H128ZM133 258V259H132ZM258 260H257V259ZM262 258V259H261ZM38 261H36V260ZM42 259V260H41ZM76 259H79V260H76ZM127 259V260H125ZM134 259H136L134 261ZM138 259V260H137ZM253 259V260H252ZM260 259V260H259ZM27 260V261H26ZM48 260V261H47ZM54 260V261H53ZM56 260V262H55ZM81 260V261H80ZM127 261L126 263L124 262ZM142 260V261H140ZM144 260V261H143ZM146 260V261H145ZM250 260V259H249ZM255 260V261H254ZM32 261V263H31ZM36 261V262H35ZM60 261V263H59ZM92 261V262H91ZM133 261V262H132ZM137 261V262H136ZM140 263H139V262ZM152 261V263H151ZM254 261V262H253ZM262 261V262H261ZM256 262V263H255ZM259 262V263H258Z\"/></svg>", "mask_w": 264, "mask_h": 264}, {"label": "bare ground", "instance_id": "6f19581e", "mask_svg": "<svg viewBox=\"0 0 264 264\" xmlns=\"http://www.w3.org/2000/svg\"><path fill=\"white\" fill-rule=\"evenodd\" d=\"M13 1V0H12ZM18 1V0H17ZM45 1V0H44ZM58 0H52L51 6L49 7V11H48V25H47V38L50 39L52 43V45H49V49H56V51H61V48L59 47L57 40L62 37V36H66L69 29L68 26L64 25L62 27V22L63 20L67 17V14L63 11V5L60 4V1L58 2ZM138 1V0H137ZM157 1V0H156ZM165 1V0H164ZM167 1V0H166ZM171 1V0H169ZM14 2V1H13ZM31 2V1H30ZM64 2V0L62 1V3ZM133 0H126V7L129 9V5L133 4ZM3 3V2H1ZM16 3V2H15ZM13 3V4H15ZM43 3V2H42ZM47 3V2H45ZM44 3V4H45ZM148 3V0H147ZM170 5L168 6V11L165 12L169 17L172 18V25L171 27V37L170 40H172V49L175 50L173 52V54H171L170 57H168V55H163V62L167 60V65L168 67H164V69H162L164 76L161 80V83H165L166 85H164L165 87H167V94L164 93L162 91V95L160 94L162 97L163 96H167V99L161 102L159 106L157 107L158 112L160 114H169L168 119H169V123L172 125V132H173V148L172 151L168 153V159H170V163H171V176L169 177V183L170 186L172 188V191L170 192L169 198L167 199V203H166V208L163 209V213L162 215L158 218L159 215H157V221H159L160 219V223H159V227H160V234L162 237V241L165 242V246H160L161 251H157L158 254L157 258H155L156 260L154 261V264H246L247 261H251L252 256L256 253V251L254 250L255 248H253V245L256 241H261L260 238L262 236V233H260V231H258L257 229L259 228V220H258V216L256 214H250L248 216L247 219L245 220H241L238 221L237 223L231 225L229 228L225 229L223 227H221L217 222H215V220H213L207 212V209L209 207V196L210 193L212 192V190L214 188H216L217 186L223 184L226 185L229 189H233V188H237L241 185L247 187L248 189H250L252 192L256 193L259 195V190L260 187L264 184V0H173V2H169ZM55 4L57 5V7L55 6ZM151 4V3H150ZM158 4V3H157ZM6 6L5 4H1V6ZM152 5V4H151ZM149 5V6H151ZM154 5V4H153ZM160 5V4H159ZM22 6V5H21ZM24 6V5H23ZM29 6V4L27 5V7ZM34 6V4H33ZM32 6V7H33ZM37 6H39V4H37ZM46 6V4H45ZM55 6V7H54ZM99 6L107 13H111L113 11V7H112V0H100ZM165 6V5H164ZM20 7V6H19ZM25 7V6H24ZM153 7V6H152ZM160 6H158L159 8ZM1 9L3 7H0ZM21 8V7H20ZM43 8V6H42ZM53 8V9H52ZM155 8V7H154ZM153 8V9H154ZM5 9V8H4ZM2 9V10H4ZM32 9V8H30ZM41 9V8H40ZM149 9V8H148ZM151 9V8H150ZM152 9V10H153ZM42 10V9H41ZM158 10V9H157ZM156 10V11H157ZM8 11V10H7ZM141 9H138L136 14H130L129 18L132 19L130 20V23L132 21L133 23V27L129 25L128 31L126 32L127 35V39L128 37H131V43H130V47L128 46V48H126L127 46L123 44V40H125L126 36L124 37V33L120 34V33H116L115 35L111 36L110 39L101 45V48L103 47L104 49H102L105 52V60L103 61V63L106 64V66H102L99 63V67H103L104 70L106 71L105 77L103 78V83L104 84V89L102 91V93L97 94V96L99 95V99H97V103H99L97 106L95 105V109H93V114L89 115L90 120L89 119V123L87 125H84V127L86 128V131L89 134V139L93 142H97L98 138L100 137V135L103 133L104 134V130H103V121L105 120V117H107L106 115H108V113L111 111V108L115 107L118 102V98L114 95L113 91H114V86L116 84V77L117 76V67L119 65L120 62H124L123 59L121 58V53L122 51L124 52V48L125 49H129V54H128V62L129 63H133L132 65V69L135 70L137 69L138 71L141 69H144L146 71L147 68H144V61L140 62L139 58L137 61V56L142 57V53L145 52V50L147 49L148 51V47L147 45H149V39L146 37L147 36V31H150L152 29L147 27H141L140 23L142 20V14L140 13ZM155 11V10H153ZM9 13H12L10 11H8ZM30 12V11H29ZM28 12V13H29ZM145 12V11H144ZM143 12V13H144ZM14 13V12H13ZM38 13V12H37ZM148 13V12H145ZM155 13V12H153ZM15 14V13H14ZM157 14V13H156ZM159 14V12H158ZM162 16L163 13H161ZM1 15V14H0ZM28 15V14H27ZM32 15V14H30ZM133 15V16H132ZM160 15V14H159ZM12 16V15H11ZM16 16V15H15ZM24 16V15H23ZM45 16V15H44ZM156 16V15H155ZM154 16V17H155ZM2 17V16H1ZM28 17V16H27ZM26 17V18H27ZM32 17V16H30ZM47 17V15H46ZM150 17V16H149ZM15 18V17H14ZM25 18V17H24ZM25 18V19H26ZM29 18V17H28ZM151 18V17H150ZM3 19V18H2ZM1 19V20H2ZM30 19V18H29ZM70 19V18H69ZM153 19V18H152ZM157 19V18H156ZM10 20V19H9ZM7 20H5L6 22ZM13 21V20H12ZM68 22V20H66ZM152 21V20H150ZM21 22V21H20ZM33 22V21H32ZM35 22V21H34ZM70 22V21H69ZM145 22H148L145 20ZM159 22V21H158ZM161 22V21H160ZM39 23V21H38ZM144 23V22H143ZM65 24V22H64ZM68 24V23H66ZM149 24V23H148ZM8 24H6L7 26ZM19 25V24H18ZM70 25V24H68ZM150 25V24H149ZM148 25V26H149ZM24 26V25H23ZM40 26V25H39ZM42 26V25H41ZM147 26V25H145ZM155 26V25H154ZM162 26V25H159ZM158 26V27H159ZM20 27V25H19ZM36 27V26H35ZM157 28V25L155 26ZM22 28V27H21ZM40 28V27H39ZM37 27V30L39 29ZM153 28V26H152ZM162 28V32L165 31ZM24 29V28H23ZM166 29V28H165ZM21 30V29H20ZM40 30V29H39ZM158 30V28H157ZM156 30V31H157ZM167 30V29H166ZM169 30V29H168ZM167 30V32H168ZM19 31V30H18ZM153 32H156L154 30H152ZM20 32V31H19ZM23 32V31H22ZM160 32V33H162ZM166 32V33H167ZM170 32V30H169ZM168 32V33H169ZM66 33V34H65ZM165 34V32H163ZM168 33L166 35H168ZM22 33H20L21 36ZM25 34V33H24ZM23 34V36H24ZM39 34V33H37ZM146 34V35H145ZM5 35V34H4ZM162 35V34H161ZM19 36V35H18ZM22 36V37H23ZM156 36V34H155ZM169 36V35H168ZM2 39L3 36L1 35ZM21 37V38H22ZM26 37V35H25ZM44 37V36H43ZM165 37V35H164ZM167 37V36H166ZM6 38V37H5ZM38 38V37H37ZM42 38V37H41ZM145 38V40H144ZM156 38V37H155ZM1 39V38H0ZM1 39V40H2ZM25 39V38H24ZM39 39V38H38ZM37 39V40H38ZM167 40H169L168 38H165ZM0 40V42H2ZM8 40V39H7ZM36 40V41H37ZM144 40V41H143ZM161 40V38H160ZM20 41V40H19ZM26 41V40H25ZM47 41V40H46ZM128 41V40H125ZM5 42V41H3ZM23 42V39H22ZM38 42V41H37ZM41 42V41H40ZM49 42V40H48ZM110 42V43H109ZM170 42V41H167ZM7 43V42H5ZM43 44V41L41 42ZM50 43V42H49ZM159 43H165V41L163 42V40H161ZM18 44H22V43H18ZM24 44V43H23ZM127 44V43H126ZM144 44V45H143ZM169 44V43H168ZM167 44V45H168ZM6 45V44H5ZM26 45V42L23 46ZM29 45V44H28ZM140 45H143L142 50L139 51V47ZM164 45V44H162ZM7 46V45H6ZM5 46V47H6ZM44 46V45H43ZM169 46V45H168ZM146 47V49H145ZM153 47V45H152ZM160 47V46H158ZM157 47V48H158ZM164 48L166 47V45L163 46ZM170 47V46H169ZM175 47V49H174ZM156 48V47H155ZM156 48V49H157ZM4 49V48H2ZM22 49V48H21ZM24 49V48H23ZM78 49H81V47H79L78 45ZM144 49V50H143ZM171 50V47L169 48ZM160 50V49H159ZM157 50V51H159ZM163 50V49H162ZM160 50V52L162 51ZM167 50V48H166ZM5 51V50H4ZM20 51V50H19ZM26 51V49H25ZM51 51V50H50ZM65 51V49H64ZM169 51V50H168ZM172 51V50H171ZM2 52V51H1ZM23 52V51H22ZM20 52V53H22ZM37 52V51H36ZM35 52V53H36ZM40 52V51H39ZM67 52V51H66ZM74 52V51H73ZM79 50H75V55L79 56ZM86 52V51H85ZM88 52V51H87ZM86 52V53H87ZM150 52V51H149ZM166 53V51H164ZM170 52V51H169ZM14 53V52H13ZM12 53V54H13ZM41 53H46V49L42 48ZM50 53V52H49ZM53 53V52H52ZM59 53V52H58ZM102 53V52H101ZM17 54V53H16ZM23 54V53H22ZM37 55H40L39 53H36ZM32 55L30 56V62L31 63H35V57H39L37 55ZM66 54V53H65ZM70 54V52H69ZM83 54V53H82ZM89 54V53H88ZM103 54V53H102ZM101 54V55H102ZM160 54V53H158ZM3 55V54H2ZM11 55V54H10ZM15 55V54H14ZM18 55V54H17ZM61 56V54H59ZM74 55V54H73ZM81 55V54H80ZM104 55V54H103ZM104 55V56H105ZM147 55V54H146ZM149 55V54H148ZM147 55V57H148ZM6 55H3V57ZM8 56V55H7ZM13 56V55H11ZM20 56V55H19ZM71 56V54L69 55ZM87 56V54H86ZM94 56V55H93ZM17 57V56H16ZM24 57V56H23ZM53 57V56H52ZM66 57V56H65ZM63 57V58H65ZM68 57V56H67ZM81 57V56H80ZM85 57V56H84ZM88 57V56H87ZM86 57V58H87ZM92 57V56H91ZM102 57V56H101ZM6 58V57H5ZM15 58V57H14ZM13 58V60H14ZM21 58V57H20ZM19 58V59H20ZM57 58V57H56ZM62 58V60H64ZM75 59H73V62L78 61V57H74ZM99 58V57H96ZM7 59V58H6ZM10 59V58H9ZM18 59V58H17ZM41 59H47V58H41ZM67 59V58H65ZM91 59V58H90ZM3 60V59H2ZM24 60V59H23ZM40 60V59H39ZM59 60V58H58ZM70 60V58L68 59ZM81 60H83L81 58ZM5 61V60H3ZM1 61V62H3ZM38 61V60H37ZM36 61V62H37ZM48 61V60H47ZM44 60V63L46 64V62ZM60 61V60H59ZM67 61V60H65ZM80 61V58H79ZM88 62L87 64H90L89 61H87V59L84 60V62ZM102 61V60H101ZM151 61V59H150ZM161 61V60H160ZM11 62V61H10ZM29 62V61H28ZM41 62V61H40ZM39 62V63H40ZM85 62V63H86ZM91 62V61H90ZM93 62V60H92ZM95 62V61H94ZM152 62V61H151ZM162 62V63H163ZM12 63V62H11ZM9 63V64H11ZM29 65V71H31L32 69V65ZM67 62H65L66 65ZM80 63V62H79ZM78 63V64H79ZM84 63V65H85ZM153 63V62H152ZM13 64V63H12ZM37 64V63H36ZM43 64V63H42ZM48 64V62H47ZM46 64V65H47ZM70 64V63H69ZM15 65V64H14ZM22 65V63L20 64ZM40 65V64H39ZM52 65H55L54 62L51 64L50 67H52ZM81 65V63H80ZM83 65V66H84ZM152 65V64H151ZM37 66V65H36ZM57 66V65H56ZM60 66V65H59ZM58 66V68H59ZM62 66V65H61ZM69 66V65H68ZM124 66V64H122V67ZM11 67L13 68L14 66L11 65ZM16 67V66H15ZM19 67V65H18ZM40 67V66H39ZM49 67V68H50ZM64 67V66H63ZM97 67V65H96ZM95 67V68H96ZM151 67V66H149ZM1 68V66H0ZM9 68V67H8ZM10 68V69H12ZM22 68V66H21ZM69 68V67H68ZM73 68V66H72ZM71 68V69H72ZM75 68V67H74ZM85 69V66L82 67ZM87 68V67H86ZM152 68V67H151ZM17 69V68H16ZM20 69V68H19ZM36 69V67H35ZM38 69V68H37ZM40 69V68H39ZM45 69V68H44ZM48 69V68H47ZM57 69V67L55 68ZM67 69V68H66ZM120 69V68H119ZM158 69V68H157ZM13 70V69H12ZM24 70V69H22ZM26 70V71H28ZM46 70V69H45ZM51 70H53V68H51ZM78 70V69H77ZM83 70V69H82ZM86 70V69H85ZM84 70V71H85ZM94 70V69H93ZM97 70V69H96ZM103 70V69H102ZM101 70V71H102ZM103 70V71H104ZM156 70V69H155ZM54 73L56 74V70ZM57 71L60 72V69H58ZM66 71V70H65ZM88 72V70H86ZM85 71V72H86ZM139 71V72H140ZM2 72V70H1ZM8 72V71H7ZM51 72V71H50ZM73 72V71H72ZM83 74V76L87 73ZM95 72V71H94ZM120 72V71H119ZM148 72V71H147ZM153 72V71H152ZM158 72V71H155ZM20 73V72H19ZM18 73V74H19ZM39 71L35 72L32 70V79H35V82L37 80V77L39 74ZM43 73V72H42ZM81 73V72H80ZM100 73V71H99ZM102 73V72H101ZM142 73V72H140ZM53 74V77L54 75ZM58 74V72H57ZM56 74V75H57ZM71 74V78H72V73H69V75ZM95 74V73H93ZM98 74V72H97ZM104 74V73H103ZM124 74V73H123ZM46 75V73H45ZM52 75V74H51ZM99 75V74H98ZM160 75V73H159ZM44 76V75H43ZM48 76V75H46ZM89 76V75H88ZM103 76V75H102ZM157 76V74H156ZM86 77V76H85ZM96 77V75H95ZM138 77V75L136 76ZM140 77V76H139ZM143 77V76H141ZM16 78V77H15ZM18 78V77H17ZM16 78V79H17ZM50 78V77H49ZM57 78V77H55ZM54 78V79H55ZM62 78V77H61ZM60 78V79H61ZM68 78V77H67ZM87 78V77H86ZM8 80L7 78H4ZM29 79V78H28ZM42 79V78H41ZM45 79V78H44ZM43 79V81H45ZM90 79V78H89ZM87 79V80H89ZM101 79V78H100ZM148 79V78H147ZM146 79V80H147ZM49 80V79H48ZM58 80V79H57ZM86 80V79H85ZM86 80V81H87ZM99 80V78H98ZM145 80V78H144ZM143 80V82H144ZM151 80V79H150ZM6 81V80H5ZM3 81V82H5ZM31 81V80H30ZM42 81V80H41ZM40 81V82H41ZM51 81V80H50ZM56 81V80H55ZM82 81V79H81ZM134 81V80H133ZM7 82V81H6ZM19 82V81H17ZM16 82V83H17ZM28 82V81H27ZM46 82H49L46 80ZM59 82V81H58ZM62 82V80H61ZM79 82V81H78ZM77 82V83H78ZM83 82L85 85V81L83 78ZM100 82V81H99ZM138 82V81H137ZM148 82V81H147ZM151 82V81H150ZM153 82V81H152ZM167 82V83H166ZM13 83V82H12ZM15 83V84H16ZM42 83V82H41ZM44 83V82H43ZM57 83V82H56ZM55 83V85H56ZM64 83V82H63ZM101 83V82H100ZM156 83V82H155ZM159 83V82H158ZM156 83V84H158ZM4 84V83H2ZM29 84H32V82ZM36 85L39 84V80H37V83H35ZM98 84V83H97ZM122 84V83H121ZM139 84V83H138ZM1 85V83H0ZM35 85V86H36ZM71 85H73L72 90H74V83H72ZM79 85V84H78ZM80 85H82V83H80ZM83 85V86H84ZM95 85V83H94ZM101 85V84H100ZM133 85V84H132ZM149 84H147L148 86ZM152 85V84H150ZM6 86V84L4 85ZM19 88V85H17ZM44 86V85H43ZM54 86V85H52ZM52 86H51V90H52ZM59 86V85H58ZM65 86V85H64ZM131 86V84H130ZM136 86V85H135ZM144 86V84L142 85ZM155 86V85H154ZM161 86V85H160ZM24 87V86H23ZM23 87L21 86L22 90ZM28 87L30 88V85H28ZM33 87V86H32ZM63 87V84H62ZM81 87V86H80ZM128 87V86H127ZM138 87V85L136 86ZM140 87V86H139ZM138 87V88H139ZM14 88V87H13ZM17 88V87H16ZM15 88V90H16ZM20 88V89H21ZM27 88V87H26ZM38 87V93L39 91ZM48 88V87H47ZM54 88V87H53ZM61 88V86H60ZM65 88V87H64ZM100 88V87H99ZM122 88V86H121ZM126 88V87H125ZM133 88V87H132ZM162 87H160L161 89ZM78 89V87L76 88ZM81 89V88H80ZM83 89V87H82ZM137 89V88H136ZM142 89V87L140 88V90ZM146 88H144L145 90ZM150 89V86H149ZM3 91V89H1ZM13 90V89H12ZM25 90V89H24ZM31 90V89H30ZM28 90V92L30 91ZM34 90V89H32ZM41 90V89H40ZM56 89L54 88L53 91H55ZM63 90V88H62ZM68 91H70L67 88ZM87 90V89H86ZM97 90V89H96ZM126 90V89H125ZM128 90V89H127ZM130 90V89H129ZM134 90V88H133ZM138 90V89H137ZM148 90V89H147ZM152 90V88H151ZM162 90V89H161ZM166 90V89H163ZM5 91V90H4ZM14 91V90H13ZM36 91V90H35ZM43 91V90H41ZM66 91V90H64ZM63 91V92H64ZM88 91V90H87ZM119 91V90H118ZM6 92V91H5ZM17 92V91H16ZM23 92V91H22ZM52 92V91H51ZM56 92V91H55ZM80 92V91H78ZM77 92V94H78ZM85 92V90L83 91ZM90 92H92L90 90ZM100 92V91H99ZM120 92V91H119ZM166 92V91H165ZM13 93V92H12ZM37 93V94H38ZM42 93V92H41ZM69 93V92H68ZM76 93V92H75ZM74 93V94H75ZM98 93V92H97ZM134 93V92H132ZM137 93V91H136ZM140 93V92H139ZM138 93V94H139ZM148 93V91H147ZM154 93V92H153ZM36 94V96H37ZM54 94V92H53ZM52 94V95H53ZM58 94V93H57ZM61 94V93H60ZM76 94V95H77ZM93 94V93H92ZM151 94V92H150ZM156 94V93H155ZM9 95V94H8ZM12 95V94H11ZM16 95V94H15ZM34 95V94H33ZM55 95V94H54ZM53 95V97H54ZM70 95V94H68ZM84 95V94H82ZM94 95V94H93ZM129 95V94H127ZM0 98L2 97V94L0 95ZM10 96V95H9ZM17 96V95H16ZM24 96V92L23 95ZM40 96V95H39ZM37 96L39 98V101H41V103L43 104L44 99H40V97ZM46 96V95H43ZM65 96V95H64ZM73 96V95H70ZM86 96V95H85ZM113 96H115V99L113 98ZM133 96V95H132ZM159 96V95H158ZM229 96H237L240 98H243L244 100H246V103H243L239 106H235V105H230L228 104L227 101V97ZM11 97V96H10ZM35 97V96H34ZM52 97V96H51ZM63 97V96H61ZM68 97V96H67ZM75 97V95L73 96V98ZM95 97V95H94ZM134 97V96H133ZM149 97V96H148ZM8 98V97H7ZM24 98V97H23ZM29 98V97H28ZM32 98V97H30ZM29 98V99H30ZM42 98V97H41ZM66 98V97H65ZM72 98V97H71ZM76 98V97H75ZM78 98V97H77ZM82 98V96H81ZM84 98V97H83ZM122 98V97H121ZM131 99V97H129ZM135 98V97H134ZM138 98V97H137ZM144 98V97H143ZM164 98V97H163ZM11 100V98H9ZM13 99V98H12ZM16 99V98H15ZM48 98H46V100H48ZM59 99V97H58ZM68 98H66L67 100ZM88 99V98H86ZM84 99V100H86ZM116 99H118L116 101ZM34 99H32L33 102ZM38 100V99H36ZM52 100V99H51ZM75 101V99H73ZM83 100V99H82ZM132 100V99H131ZM130 100V101H131ZM143 100V99H142ZM12 101V100H11ZM9 101V102H11ZM29 103L31 100H28ZM50 101V100H49ZM60 101H63V98L60 99ZM72 101V102H74ZM125 101V100H124ZM149 102V100H147ZM2 102V101H0ZM45 102V101H44ZM68 102V101H67ZM71 102V101H70ZM83 102V101H82ZM81 102V104H82ZM94 102V100L91 101V103ZM129 102V100L127 101ZM139 102V101H138ZM141 102V101H140ZM139 102V103H140ZM143 102V101H142ZM146 102V101H145ZM156 102V103H157ZM39 103V102H38ZM40 103V104H41ZM66 103V101L64 102ZM77 103V101L75 102ZM88 103V102H87ZM125 103V102H124ZM151 103V102H150ZM10 105V103H8ZM7 104V105H8ZM17 104V103H16ZM31 104V103H30ZM39 104V105H40ZM47 104V102H46ZM70 104V103H69ZM72 104V103H71ZM85 104V103H84ZM136 104V103H135ZM141 104V103H140ZM145 104V103H144ZM149 104V103H148ZM1 105V104H0ZM5 105V104H2ZM14 105V104H13ZM50 105V104H48ZM53 105V103H52ZM58 105V102H57ZM66 105V104H65ZM74 105V106H73ZM73 107H76V105L73 103ZM87 105V104H86ZM89 105V103H88ZM92 105V104H91ZM91 105L89 107H91ZM131 105V104H129ZM133 105H134V101H133ZM152 105V104H151ZM16 107V105H14ZM26 106V104H25ZM28 106V103H27ZM45 106V105H44ZM67 106V105H66ZM65 106V107H66ZM80 106V104H79ZM78 106V107H79ZM85 106V105H84ZM127 106V105H126ZM143 106V103H142ZM141 106V107H142ZM2 107V106H1ZM0 107V108H1ZM13 107V106H10ZM13 107L11 110L12 113H14L15 111L19 110V108L17 110H15L16 108ZM30 107V106H29ZM33 107V106H32ZM42 107V106H41ZM48 107V106H47ZM50 107V106H49ZM64 107V108H65ZM71 107V105H70ZM69 107V109H70ZM72 107V108H73ZM86 107V106H85ZM88 107V106H87ZM87 107L85 108V111L87 110ZM88 107V108H89ZM132 107V106H131ZM135 107V106H134ZM155 107V106H154ZM7 108V107H6ZM35 108V107H34ZM40 107L38 106V109ZM44 108V107H42ZM63 108V107H62ZM71 108V110H72ZM77 108V107H76ZM74 108V110L76 109ZM93 108V107H91ZM117 108V106H116ZM119 108V107H118ZM156 108V107H155ZM27 109V108H26ZM36 108V110H38ZM51 109V108H49ZM60 109V107L58 108ZM65 109L69 110L68 107H66ZM79 109V108H78ZM76 109V110H78ZM114 109V108H113ZM124 109V110H123ZM122 110L124 111L123 114H127V111H129V107H125ZM146 109V108H145ZM150 109V107H149ZM2 109H0L1 111ZM5 110V109H4ZM9 110V109H7ZM15 110V111H14ZM28 110V109H27ZM29 110H31V108H29ZM28 110V112L30 113V111ZM69 110V112L71 111ZM84 109H81V111ZM92 111V109H90ZM95 110V111H94ZM139 110V109H138ZM6 111V110H5ZM22 111V110H21ZM33 111V110H32ZM50 111V110H49ZM80 111V109H79ZM91 111H87L84 115L89 114ZM120 111V109H119ZM157 111V110H156ZM10 112V113H11ZM37 113V111H35ZM40 112L41 109H40ZM48 112V111H47ZM55 112V110L53 111ZM68 112V111H67ZM68 112V113H69ZM116 112V111H115ZM141 112V111H140ZM2 113V112H1ZM7 113V112H6ZM11 113V114H12ZM16 113V112H15ZM28 113V114H29ZM32 113V112H31ZM35 113V114H36ZM39 113V111H38ZM45 113H46V109H45ZM44 113V115H45ZM51 113V112H50ZM66 113V112H65ZM72 113V112H71ZM92 113V112H91ZM121 112H119V115ZM142 113V112H141ZM5 114V113H4ZM34 114V113H32ZM54 114V113H53ZM2 115V114H0ZM8 116H10V114H7ZM19 115V114H18ZM41 115V114H40ZM38 115V116H40ZM43 115V114H42ZM51 114H49L50 116ZM56 115V114H55ZM65 115V114H64ZM79 115V114H78ZM114 115V114H113ZM112 115V116H113ZM151 114H149L150 116ZM162 115V116H163ZM12 117V120L15 121V116L12 115L10 117ZM14 116V117H13ZM28 116V115H27ZM36 116V115H35ZM33 116V117H35ZM48 116V118H49ZM53 116V115H52ZM62 116V115H61ZM67 116V115H66ZM72 116V114H70V117ZM80 116V115H79ZM117 116V115H116ZM148 116V119H150ZM161 116V115H160ZM2 117V116H0ZM31 117V116H30ZM47 115H45V121L46 120ZM115 117V116H114ZM122 117H124L122 115ZM151 117V116H150ZM154 116H152L153 118ZM6 118V116H5ZM6 118V119H7ZM32 118V117H31ZM43 118V117H41ZM47 118V119H48ZM53 118V117H52ZM51 118V119H52ZM56 118V117H55ZM63 119H65L62 116ZM68 118V117H67ZM76 118V117H75ZM74 118V119H75ZM109 118V117H108ZM151 118V119H152ZM159 118V117H157ZM162 118V117H161ZM167 118V117H166ZM1 119V118H0ZM7 119L8 123H12L10 122L11 120ZM33 119V118H32ZM36 119L38 121H40L38 119V117H36ZM44 119V118H43ZM43 119L41 121H43ZM50 119V120H51ZM81 119V118H80ZM156 119V118H155ZM152 120V121H156V120ZM2 120V119H1ZM17 120V118H16ZM36 120V121H37ZM49 120V122H50ZM56 122L58 121L57 119H55ZM71 120V119H70ZM79 120V119H78ZM82 120V119H81ZM80 120V121H81ZM159 120V119H158ZM162 120V119H161ZM3 121V120H2ZM31 121V119H30ZM44 121V122H45ZM73 121V119H72ZM77 121V120H74ZM116 121V120H115ZM120 121V120H119ZM151 121V120H150ZM148 120V124L150 122ZM164 121V120H162ZM7 122H0L2 123H7ZM18 122V121H17ZM19 122H20V118H19ZM28 122V120L26 121ZM34 121H32L33 123ZM43 122V123H44ZM47 122V123H49ZM63 123V121H61ZM69 122V121H68ZM85 122L87 123V119L85 120ZM108 122V121H107ZM157 122V121H156ZM160 122V121H159ZM157 122V123H159ZM16 122H14L15 124ZM39 123V122H38ZM42 123V124H43ZM51 123V122H50ZM50 123H49V127H50ZM64 123L66 124L67 122L64 121ZM63 123V124H64ZM71 123V121H70ZM77 123V122H76ZM110 123V122H109ZM30 124V123H28ZM35 124V123H33ZM57 124V123H56ZM68 124V123H67ZM67 124L65 125V128H67ZM73 124V123H72ZM80 124V123H79ZM107 125V123H105ZM116 124V123H115ZM147 124V125H148ZM153 124V123H152ZM169 124V125H170ZM6 125V124H2ZM9 125V124H8ZM16 125V124H15ZM25 125V124H24ZM41 125V124H40ZM46 124L44 123V126ZM59 125V124H58ZM136 125V124H135ZM134 125V126H135ZM150 125V124H149ZM157 125V124H156ZM160 125V124H159ZM168 125V126H169ZM29 126V125H28ZM35 126V125H34ZM43 126V127H44ZM61 126V125H60ZM141 126V125H140ZM158 126V125H157ZM6 127V126H5ZM8 127V126H7ZM13 127V126H12ZM37 126H35L36 128ZM71 127V125H70ZM78 127V126H77ZM116 127V126H115ZM130 127V126H129ZM137 127L139 128V125H137ZM160 127V126H159ZM159 127H157L159 129ZM165 126H163L162 128H164ZM180 129H177V128ZM11 128V127H10ZM27 128V127H26ZM46 128V127H45ZM47 128H48V124H47ZM58 131L62 130L60 129V127H57ZM56 128V129H57ZM62 128L63 125H62ZM76 128V127H75ZM84 128V129H85ZM110 128V126H109ZM117 128V127H116ZM133 128V127H132ZM147 128V127H146ZM155 128V127H154ZM168 128V127H167ZM1 129V128H0ZM8 131H10L9 128H7ZM15 129L18 130V128L16 127ZM44 129V128H43ZM51 131L54 130L56 131L55 127L54 129L49 128ZM60 129V130H59ZM69 129V128H68ZM82 129V127H81ZM112 129V128H111ZM151 131V128H148L147 130ZM156 129V128H155ZM154 129V130H155ZM157 129V130H158ZM20 130V129H19ZM18 130V132H19ZM27 130V129H26ZM32 130V128L30 129ZM46 130V129H44ZM78 130V129H77ZM136 130V128H135ZM161 130V129H160ZM159 130V131H160ZM163 130V129H162ZM168 130V129H167ZM166 130V132H167ZM188 131L187 133L184 132ZM207 136V138L201 133V131ZM5 131V128H4ZM16 131V130H15ZM29 131V130H28ZM27 131V132H28ZM34 131V130H33ZM49 131V130H48ZM58 131H56L58 133ZM64 131V130H63ZM69 131V130H68ZM67 131V132H68ZM82 131V130H81ZM107 131V130H106ZM114 131V130H113ZM14 131H12L11 133H13ZM31 132V131H30ZM40 132H42L40 130ZM45 132V131H44ZM62 132V131H61ZM66 132V130H65ZM71 131H69V135ZM77 132V131H76ZM108 132V131H107ZM106 132V133H107ZM110 132V131H109ZM116 132V131H115ZM151 132H154L153 129ZM157 133V131H155ZM10 132H7L6 134L8 135L9 138V134H11ZM29 133V132H28ZM54 136L53 131L51 132ZM64 133V132H63ZM62 133V134H63ZM75 133V132H74ZM105 133V134H106ZM144 133V132H143ZM162 133V131L160 132V134ZM165 133V130H164ZM4 134V135H6ZM15 136V133H13ZM40 134V133H39ZM61 134V133H60ZM59 134V136H60ZM61 134V135H62ZM79 134V132H78ZM81 134V132H80ZM84 134H85V130H84ZM111 133H109L110 135ZM117 134V133H115ZM163 134V133H162ZM170 134V133H169ZM26 135H28L26 133ZM43 135V134H42ZM45 135V134H44ZM51 135V134H50ZM77 135V134H76ZM113 135V134H112ZM166 135V134H165ZM12 138L9 141H12V139L14 138L13 135H11ZM20 138V135H17ZM34 136V135H33ZM57 136V135H56ZM63 136V135H62ZM61 136V137H62ZM66 136V134H65ZM82 136L83 133H82ZM87 136V135H85ZM104 136V135H103ZM106 136V135H105ZM157 136V135H156ZM169 136V135H168ZM7 137V136H6ZM35 137V136H34ZM39 137V136H37ZM43 136H41L42 138ZM55 137V136H54ZM73 137V136H72ZM78 137V136H76ZM160 137V136H159ZM167 137V136H166ZM222 137V138H221ZM19 138L17 139V142H19ZM26 138L25 135L23 137V139ZM29 138V137H28ZM40 138V139H41ZM65 138V137H64ZM63 138V140H64ZM74 138V137H73ZM72 138V139H73ZM79 138V137H78ZM83 138V137H82ZM81 138V139H82ZM106 138V137H105ZM121 138V136L119 137ZM135 137L133 136V139ZM146 138V136H145ZM152 138V137H151ZM4 138H2L1 141H3ZM15 139V138H14ZM39 139V140H40ZM50 139L52 140V137H50ZM58 139V138H57ZM67 139V137H66ZM86 139V138H85ZM115 139V138H113ZM132 139V137H131ZM131 139H128L131 141ZM160 139V138H159ZM166 139V138H165ZM27 140V139H24ZM23 140V141H24ZM63 140L61 141L63 143ZM80 140V138H79ZM127 140V142H128ZM136 139L133 140V142H135ZM154 140V139H153ZM15 141V140H14ZM13 141V142H14ZM22 141V142H23ZM36 141V139L34 140ZM60 141V140H59ZM66 141V140H65ZM70 141V140H69ZM73 141H76L73 139ZM71 141V142H73ZM78 141V139H77ZM86 141V140H85ZM113 141V140H111ZM117 141V140H116ZM126 141V140H125ZM129 141V142H130ZM140 141V140H139ZM165 141V140H164ZM163 141V142H164ZM167 141V140H166ZM6 145L7 141H5ZM49 142V141H48ZM51 143H53L52 141H50ZM61 142H56L57 143H61ZM67 142V141H66ZM101 140L99 142H97V144H100ZM107 142H109L107 140ZM120 142V141H118ZM125 142V143H127ZM128 142V143H129ZM132 142V141H131ZM16 143V142H15ZM14 143V144H15ZM31 143V142H30ZM40 143V142H39ZM65 143V142H64ZM70 143V142H68ZM67 143V144H68ZM74 143V142H73ZM76 143V142H75ZM86 143V142H84ZM91 143V142H88ZM122 143V141H121ZM139 143V142H138ZM142 143V140H141ZM145 143V141L143 142ZM160 143V142H159ZM12 144V143H11ZM10 144V145H11ZM17 144V143H16ZM33 146H35V144H33V140L31 143ZM72 144V143H71ZM70 144V145H71ZM81 143H78L76 145H73V147L80 145ZM103 144V143H102ZM108 144V143H107ZM112 144V143H111ZM162 144V143H161ZM19 145V144H18ZM16 145V147L18 146ZM22 145V143H21ZM28 145L30 146V144L28 143ZM37 145V144H36ZM40 145V144H39ZM38 145V146H39ZM91 145V144H89ZM92 145H94L92 143ZM91 145V146H92ZM117 145V144H116ZM125 145V144H124ZM127 145V144H126ZM125 145V146H126ZM130 145V144H128ZM133 145V144H132ZM130 145V146H132ZM153 146V143L151 144ZM156 145H157V141H156ZM160 145V144H159ZM166 145V144H165ZM15 145H12V147ZM52 146V144H51ZM59 146V144H57V147ZM64 146H66V143L64 144ZM84 146V144H83ZM86 149L88 148V145L85 144ZM103 146V145H102ZM120 146V145H118ZM123 146V145H122ZM121 146V147H122ZM136 146V145H135ZM142 146V145H141ZM141 146L139 145V147L141 148ZM145 146V145H143ZM150 146V145H149ZM1 147V145H0ZM10 147V146H9ZM36 147V146H35ZM56 147V149H57ZM62 147V146H61ZM67 147V146H66ZM111 147V146H109ZM114 148V145L112 146ZM160 147V146H159ZM6 149L8 148L7 146L5 147ZM14 148V147H13ZM38 148V147H37ZM36 148V149H37ZM68 148V147H67ZM85 148V147H84ZM99 148V147H97ZM102 148V147H101ZM126 148V147H123ZM150 148V147H149ZM152 148V147H151ZM166 148V147H165ZM1 149V148H0ZM12 149V148H11ZM10 149V151H11ZM15 150L17 148H14ZM13 149V150H14ZM21 149V147L19 148ZM23 149V148H22ZM33 149V148H32ZM64 149H66L64 147ZM71 149V146H70ZM73 149V148H72ZM75 149V148H74ZM81 149H83V147L81 146ZM80 149V150H81ZM105 149V148H104ZM111 149V148H110ZM115 149V148H114ZM128 149V148H127ZM137 149V148H134ZM160 149V148H159ZM12 150V151H13ZM14 150V151H15ZM29 150V149H28ZM49 150V149H48ZM51 150V149H50ZM63 150V149H62ZM69 150V149H66ZM116 150V149H115ZM123 150V149H121ZM143 150V149H142ZM145 150V149H144ZM149 150V149H148ZM151 150V149H150ZM158 150V149H157ZM163 150V149H162ZM165 150V149H164ZM8 151V150H7ZM13 151V152H14ZM37 151V150H35ZM52 151V150H51ZM50 151V152H51ZM61 151V150H60ZM70 152L72 151V153L74 152L73 150H69ZM69 151H66V154L69 153ZM77 151V149H75V152ZM89 151V150H88ZM100 151V150H99ZM98 151V152H99ZM114 151V150H112ZM117 151V150H116ZM127 151V150H126ZM129 151V150H128ZM141 151V150H140ZM156 151V150H155ZM5 152V151H4ZM38 152V151H37ZM54 152V151H53ZM56 152V151H55ZM54 152V153H55ZM101 152V151H100ZM99 152V153H100ZM109 152V151H108ZM111 152V151H110ZM122 151H119L118 153H121ZM125 152V151H124ZM135 152V151H134ZM137 151L136 150V154L137 155ZM146 152V150H145ZM159 152V151H158ZM18 153V151H17ZM29 153V152H28ZM60 153V152H58ZM65 154L64 150L63 152L61 151V154ZM71 153V154H72ZM85 153V152H84ZM97 153V152H96ZM95 152H91L90 156H89V161H92L94 154L96 155ZM114 153V152H113ZM128 153V152H127ZM161 153V152H160ZM165 157L166 156V150H165ZM2 154V152L0 153ZM6 154V152L4 153ZM21 154V151H20ZM38 154V153H37ZM52 154V153H51ZM50 154V155H51ZM65 154V155H66ZM70 154V153H69ZM70 154V156H71ZM78 154V153H77ZM108 154V153H107ZM122 154V153H121ZM119 154V155H121ZM126 153H123L122 155H124ZM147 154V153H146ZM57 155V154H55ZM74 155V154H72ZM87 155V154H86ZM89 155V154H88ZM110 155V154H109ZM118 155V156H119ZM127 155V154H126ZM140 155V153H139ZM4 156V155H2ZM32 156V155H31ZM30 156V157H31ZM54 155H51V157ZM60 156V158H62V160H65L66 158L61 157V155H57V162L59 163L60 161L62 162V160L59 161L58 157ZM64 156V155H63ZM67 156H69L67 154ZM134 156V155H133ZM163 156V155H162ZM6 157V156H5ZM9 157V156H8ZM22 157V156H21ZM34 157V156H33ZM42 157V156H41ZM46 158V155L44 156ZM50 157V156H49ZM79 157V156H78ZM102 157V156H101ZM104 157V156H103ZM102 157V158H103ZM114 155L112 156L113 159ZM122 157V156H121ZM132 157V156H131ZM163 157L164 159H167ZM35 158V157H34ZM37 158V157H36ZM43 158V157H42ZM56 156L54 157L55 160ZM70 158V157H69ZM86 158H88L86 156ZM107 158V157H106ZM109 158V156H108ZM116 158V155H115ZM114 158V159H115ZM124 158V157H123ZM9 159V158H8ZM26 159V158H25ZM31 159V158H30ZM98 159V158H97ZM121 159V158H120ZM125 159V158H124ZM122 159V160H124ZM130 159V158H129ZM28 160V159H27ZM43 160V159H42ZM67 160V159H66ZM63 161V163L66 162ZM69 160V159H68ZM71 160V159H70ZM74 160V159H73ZM80 159L78 158V161ZM95 160V158H94ZM102 160V159H101ZM109 160V159H108ZM116 160V159H115ZM160 160V159H158ZM26 161V160H25ZM41 161V160H40ZM84 161V160H83ZM99 161H100V155H99ZM103 161V160H102ZM105 161V159H104ZM113 161V160H112ZM119 162H121L120 160H117ZM128 161V160H126ZM167 161V160H166ZM34 162V161H33ZM38 162V160H37ZM68 162V161H67ZM109 163V161H106ZM124 162V161H123ZM122 162V167L124 168L126 165V162L123 164ZM30 163V160L29 162ZM27 163V164H28ZM35 163V162H34ZM41 163V162H40ZM44 163V161H43ZM69 163V162H68ZM67 163V164H68ZM78 163V162H77ZM75 163V165L77 164ZM79 163H83L82 161H80ZM94 166L95 161H93ZM101 163V162H100ZM103 163V162H102ZM101 163V164H102ZM114 164V162H111ZM128 163V162H127ZM150 163V160H149ZM18 164V163H17ZM16 164V165H17ZM21 164V163H19ZM24 164V163H23ZM32 164V163H30ZM28 164V165H30ZM57 163H55L56 165ZM80 164V165H81ZM117 164V163H116ZM119 164V163H118ZM154 164V163H153ZM14 165V164H13ZM45 165V164H44ZM48 165V164H47ZM61 165V163L59 164ZM66 165V164H65ZM72 165V164H71ZM79 165V168H80ZM93 165V164H92ZM132 165V162H131ZM135 165V164H133ZM3 166V165H2ZM20 166V165H19ZM31 166V165H30ZM29 166V167H30ZM41 166V165H39ZM67 166V165H66ZM70 166V165H69ZM74 166V165H73ZM77 166V165H76ZM85 166V165H84ZM90 166V165H89ZM108 166H111L110 164ZM114 169L116 165H113ZM161 166V165H160ZM22 167V166H21ZM58 167V166H56ZM72 166L69 167V169ZM82 167V166H81ZM86 167V166H85ZM91 167V166H90ZM96 167V166H95ZM121 167V168H122ZM12 168V167H11ZM10 168V169H11ZM23 168V167H22ZM37 168V167H36ZM44 168V167H43ZM51 168V167H50ZM60 168H62L61 166L59 168H57V173H58V169L60 171ZM73 168V167H72ZM75 168V167H74ZM87 168V167H86ZM98 168H103L102 166H98ZM107 168V165H106ZM111 168V167H110ZM122 168V170H123ZM166 168V167H165ZM164 171H167L165 170ZM1 169V166H0ZM16 169V168H15ZM27 169V168H26ZM30 169V168H29ZM45 169V168H44ZM68 170V166L66 168ZM77 169V168H76ZM88 169V168H87ZM94 169V167H93ZM92 169V170H93ZM97 169V168H96ZM120 169V167H119ZM167 169V168H166ZM19 170V169H18ZM36 170V169H35ZM47 171L49 169H46ZM53 170V169H52ZM73 170V169H71ZM78 170V169H77ZM81 170V169H79ZM95 170V169H94ZM93 170V171H94ZM98 170V169H97ZM101 170V169H100ZM99 170V171H100ZM105 170V168H104ZM103 170V171H104ZM121 170V171H122ZM125 170V169H124ZM153 170V169H152ZM155 170V169H154ZM157 170V168H156ZM158 170H160V168H158ZM3 171V170H2ZM6 171V170H5ZM30 171V170H29ZM28 171V173H29ZM85 171V168H84ZM114 171V170H113ZM118 172V170H116ZM120 171V170H119ZM148 171V170H147ZM9 172L11 173V171L9 170ZM20 172V170H19ZM24 172V170H23ZM22 172V174H23ZM35 172V171H34ZM63 172V171H62ZM66 172V170H65ZM70 172V171H69ZM75 172V169H74ZM78 172V171H77ZM87 172V170H86ZM106 172V170H105ZM108 172V170H107ZM161 172V171H160ZM27 173V171H26ZM27 173V174H28ZM33 173V172H32ZM71 173V172H70ZM82 173V172H81ZM104 173V172H103ZM123 173V172H122ZM162 173V172H161ZM12 174V173H11ZM30 174V173H29ZM37 174V173H36ZM41 174V173H40ZM55 174V173H54ZM62 174V178H63V173ZM80 174V173H79ZM96 174V171H95ZM95 174H93L95 176ZM99 174V173H97ZM96 174V175H97ZM113 174V173H112ZM119 174V173H118ZM163 174V173H162ZM167 174V172L165 173ZM26 175V174H25ZM35 175V174H34ZM39 175V174H38ZM60 175V174H59ZM71 175V174H70ZM82 175V174H80ZM92 175V174H91ZM105 175V174H104ZM122 175V174H121ZM120 175V177H121ZM31 176V175H30ZM37 176V175H36ZM43 176V175H40ZM49 176V174H48ZM55 176V175H54ZM93 176V177H94ZM99 176H103V175H99ZM128 176V175H126ZM133 176V175H132ZM135 176V175H134ZM133 176V178H134ZM158 176V175H157ZM160 176V175H159ZM47 177V176H46ZM45 177V178H46ZM52 177V176H51ZM70 177V176H69ZM68 177V178H69ZM73 178V175L71 176ZM85 177V176H84ZM105 176H103L104 178ZM124 177V176H123ZM122 177V178H123ZM140 177V175H139ZM147 179L149 177H147V175L145 176ZM28 178V177H27ZM31 178V177H30ZM44 178V179H45ZM56 178V177H55ZM60 178V177H58ZM76 178V177H75ZM102 178V179H103ZM110 178V177H109ZM113 178V177H112ZM127 178V177H126ZM151 178V177H150ZM42 179V178H41ZM51 179V178H50ZM71 179V178H70ZM81 179V178H80ZM86 179V178H85ZM88 179H90V176L88 177ZM116 179V178H115ZM114 179V180H115ZM120 179V178H119ZM131 179V177H130ZM128 179V180H130ZM135 179V178H134ZM166 179V177H165ZM10 180V179H9ZM12 180V179H11ZM36 180V179H35ZM52 180V179H51ZM63 180H65L63 178ZM67 180V179H66ZM104 182H106V179ZM110 180V179H109ZM118 180V179H117ZM115 180V181H117ZM125 180V178H124ZM138 180V179H137ZM150 180V179H149ZM167 180V179H166ZM24 181V180H23ZM32 181V180H31ZM34 181V180H33ZM73 182L72 180H68L69 184H71ZM89 181V180H88ZM98 181H100L98 179ZM97 181V182H98ZM102 181V180H101ZM112 181V180H111ZM127 181V180H126ZM131 181V180H130ZM140 181V180H139ZM152 181V180H150ZM27 182V181H26ZM45 182V181H44ZM52 182V181H51ZM49 182V183H51ZM67 182V181H65ZM71 182V183H70ZM75 182V180H74ZM92 182V179H91ZM96 182V181H95ZM103 182V183H104ZM107 182L108 179H107ZM113 182V181H112ZM119 182V181H117ZM132 182V181H131ZM134 182V181H133ZM137 182V181H136ZM149 182V181H148ZM155 183V180L152 181ZM166 182V181H165ZM46 183V182H45ZM54 183V182H53ZM58 183V182H57ZM127 183V182H126ZM140 183V182H139ZM145 183V182H144ZM153 183V184H154ZM157 183V182H156ZM155 183V184H156ZM164 183V182H163ZM35 184V183H34ZM43 184V182H42ZM89 184V183H88ZM99 184V183H98ZM118 184V183H117ZM128 186H131L130 183H128ZM142 184V183H141ZM152 184V187H153ZM159 184V182H158ZM168 184V183H167ZM52 185V184H51ZM73 183L70 185V187H72ZM77 185V183H76ZM87 185V184H86ZM100 185V184H99ZM103 185V184H102ZM101 185V187H102ZM107 185V184H106ZM112 185V183H111ZM137 185V184H136ZM139 185V184H138ZM145 185V184H144ZM142 185V187L144 186ZM151 185V184H150ZM165 185V183H164ZM7 186V185H6ZM37 186V185H36ZM43 186L45 187V185L43 184ZM66 186V184H65ZM81 186V185H80ZM79 186V187H80ZM85 186V185H84ZM90 186V185H89ZM135 186V185H134ZM141 186V185H140ZM157 186V185H156ZM155 186V187H156ZM167 186V185H166ZM10 187V185H9ZM76 187V186H75ZM109 187V186H108ZM147 187V186H146ZM12 188V187H11ZM37 188V187H35ZM41 188V187H40ZM47 188V187H46ZM55 188V186H54ZM60 188V187H59ZM68 187H64V190H66ZM89 188V187H87ZM98 188V187H97ZM115 188V187H114ZM145 188V187H144ZM143 188V190H144ZM148 188V187H147ZM146 188V189H147ZM150 188V187H149ZM154 188V187H153ZM150 188L151 191H153L154 189L157 188ZM39 189V188H38ZM43 189V187H42ZM63 189V187H62ZM83 189V188H82ZM112 189V188H111ZM145 189V190H146ZM160 189V188H159ZM163 189V188H162ZM170 189V188H169ZM17 190V189H16ZM44 190V189H43ZM41 190V191H43ZM76 190V189H75ZM80 190V189H79ZM91 191V188L88 189ZM103 190H105L103 188ZM109 190V189H108ZM115 190V189H114ZM120 190V189H119ZM138 190V188H137ZM136 190V191H137ZM144 190V194L146 193ZM149 190V189H148ZM165 190V189H164ZM4 191V190H3ZM8 191V188H7ZM19 191V190H18ZM56 191V190H55ZM60 191V190H59ZM67 191V190H66ZM74 191V190H72ZM70 190V192H72ZM77 191V190H76ZM107 191V190H105ZM147 191V190H146ZM160 191V190H157ZM155 191V192H157ZM168 191V189H167ZM28 193V191H26ZM63 192V191H62ZM69 192V191H68ZM114 192V191H113ZM120 192V191H117ZM139 192V191H137ZM154 192V191H153ZM166 192V190H165ZM55 193V192H54ZM75 193V192H74ZM140 193V192H139ZM137 193V194H139ZM158 193V192H157ZM161 193V192H160ZM164 193V192H163ZM162 193V194H163ZM3 194V193H2ZM43 194V192H42ZM45 194V193H44ZM80 194V193H79ZM111 194V193H108ZM116 194V192H115ZM136 194V193H135ZM159 194V193H158ZM26 195V194H25ZM28 195V194H27ZM59 195L60 194H56ZM55 195V198H56ZM64 195V194H63ZM68 195V194H67ZM71 195V194H70ZM86 195V194H85ZM90 195V194H89ZM131 195V194H130ZM141 195L142 192H141ZM164 195V194H163ZM168 195V194H167ZM2 196V195H1ZM30 196V195H29ZM69 196V195H68ZM88 196V194H87ZM108 196V195H107ZM121 196V195H120ZM137 196V195H136ZM166 196V195H165ZM4 197V196H3ZM6 197H9V192H7ZM47 197V196H46ZM50 197V196H49ZM101 197V196H100ZM102 197H104L102 195ZM118 197V196H117ZM133 197V196H132ZM138 197V196H137ZM156 197V196H155ZM64 198V196H63ZM66 198V197H65ZM71 198V197H70ZM76 198H77V194H76ZM92 198V197H91ZM109 198V197H108ZM111 198V197H110ZM119 198V197H118ZM128 197L126 196V199ZM130 198V199H129ZM128 198V200L126 201V208L128 209L127 211L131 212V216L132 218L135 217L136 213L138 212L139 208V203L138 206H136L135 204H133L131 196ZM139 198V197H138ZM141 198V197H140ZM146 198V197H145ZM154 198V197H151ZM153 202V199H151ZM5 201H2L4 204L3 208H2V213H5V208H6V198H4ZM74 199V196H73ZM71 199V200H73ZM106 199V198H105ZM116 199V198H115ZM135 199V197H134ZM149 199V198H148ZM155 199V198H154ZM157 199V197H156ZM161 199V198H160ZM164 199H166L164 197ZM64 200V199H63ZM62 200V201H63ZM93 200V198H92ZM117 200V199H116ZM33 201V200H32ZM39 201V200H38ZM58 201V200H57ZM67 202H70L68 200H66ZM78 201V200H77ZM135 201H138L137 199ZM142 201H143V196H142ZM146 201V200H145ZM147 203L146 205L148 204ZM158 201V199H157ZM161 201V200H160ZM163 201V200H162ZM165 201V200H164ZM163 201V202H164ZM56 202V201H55ZM94 202V201H93ZM163 202H161L163 204ZM75 203V202H74ZM73 203V204H74ZM95 203V202H94ZM97 203V202H96ZM121 203V202H120ZM32 204V203H31ZM53 204V203H52ZM65 204V202H64ZM69 203H67L68 205ZM125 204V203H124ZM142 204V202H141ZM145 204V203H144ZM1 205V206H2ZM54 205V204H53ZM70 205V204H69ZM78 205V204H77ZM77 205H75L77 207ZM120 205V204H119ZM123 205V203H122ZM145 205V206H146ZM153 205V204H152ZM43 206V205H42ZM65 206V205H64ZM71 206V205H70ZM73 205V207H75ZM94 206V204H93ZM98 206V205H97ZM107 206V205H106ZM112 206V205H110ZM151 206V204H150ZM162 206V205H161ZM67 207V206H66ZM65 207V208H66ZM84 207V206H83ZM92 207V206H91ZM103 207V206H102ZM105 207V205H104ZM155 207V206H154ZM157 207V206H156ZM160 207V205H159ZM1 208V207H0ZM52 208V207H51ZM79 208V207H77ZM107 208V207H106ZM105 208V209H106ZM54 209V208H53ZM51 209V210H53ZM73 209V208H72ZM75 209V208H74ZM119 209V208H118ZM149 209V208H148ZM153 209V208H152ZM162 209V208H161ZM76 210V209H75ZM114 210V209H113ZM116 210V209H115ZM65 211V210H64ZM72 211V210H71ZM121 211V210H120ZM146 211V208H145ZM149 211H151L149 209ZM154 211V209H153ZM57 212V211H55ZM61 213V211H59ZM58 212V213H59ZM63 212V211H62ZM66 212H68V210H66ZM75 212V211H74ZM148 211H146L147 213ZM161 212V210H160ZM41 213V211H40ZM45 213V212H44ZM47 213V211H46ZM45 213V215H46ZM145 213V212H144ZM149 213V212H148ZM153 213V212H151ZM62 214V213H61ZM63 214H65L63 212ZM62 214V215H63ZM72 214V213H71ZM109 214V213H108ZM4 215V214H3ZM1 214V217L3 216ZM56 215V214H54ZM60 215V214H59ZM111 215V214H110ZM129 215V214H128ZM143 215V214H142ZM146 215V214H145ZM148 215V214H147ZM150 215V214H149ZM72 216V215H71ZM75 215H73L72 217H74ZM101 216V215H100ZM47 217V215H46ZM49 217V214H48ZM57 217H59L57 215ZM64 217V216H63ZM70 217V216H69ZM67 217V218H69ZM80 217V216H79ZM115 217V216H114ZM145 217V216H144ZM149 217V216H148ZM153 217V216H152ZM52 218V217H51ZM62 218V217H61ZM76 218V217H74ZM143 218V217H142ZM262 218V217H261ZM57 219V218H56ZM138 219V218H137ZM145 219H147V216L145 217ZM151 221L152 218L150 217ZM155 219V220H154ZM153 220L156 221V216ZM48 220V219H47ZM50 220V219H49ZM54 219L52 218L51 221H53ZM65 220V218H64ZM67 220V219H66ZM72 220V219H71ZM71 220H69L68 222H72ZM95 220V219H94ZM115 220V219H114ZM127 221H129L128 219H126ZM149 220V218H148ZM147 220V221H148ZM264 220V218H263ZM29 221V220H28ZM63 221V219H62ZM61 221V222H62ZM76 222V220H73V222ZM136 221V220H135ZM47 222V221H46ZM55 222V220L53 221ZM58 222V221H57ZM70 224L71 226H73L74 224ZM132 222V221H131ZM153 222V221H152ZM151 222V223H152ZM49 222L45 223V216L43 217L41 215L40 220L37 223H32L31 222V226H32V235H29L30 238L28 239L29 242H27V249H26V254L27 257H30L32 255V252L34 251L36 244H38L39 242V236L41 235V233L43 232L44 228H46L45 224H48ZM130 223V222H129ZM135 223V222H134ZM142 225L144 224V222H140ZM150 223V224H151ZM155 223V222H154ZM264 223V222H263ZM52 224V223H51ZM56 224V222H55ZM66 224V223H65ZM69 224V223H68ZM127 224V223H126ZM125 224V225H126ZM131 224V223H130ZM128 224V226L130 225ZM146 226L148 224V222L145 223ZM156 224V223H155ZM154 224V225H155ZM123 225V224H122ZM149 225V224H148ZM6 226V225H5ZM61 226V225H60ZM63 226V224H62ZM61 226V227H62ZM68 227V230L71 231V229L74 230V227L71 228L69 225H66ZM127 226V227H128ZM135 226V225H134ZM140 226V225H139ZM138 226V227H139ZM150 226V230L153 231L156 227H153L152 224L149 225ZM147 226V230L148 227ZM27 227V226H26ZM51 227V226H50ZM113 227V226H112ZM142 227V226H141ZM140 227V228H141ZM52 228V227H51ZM50 228V229H51ZM70 228V229H69ZM47 229V228H46ZM54 229V228H53ZM53 229H51L53 231ZM131 229V228H130ZM134 229V227H133ZM142 229V228H141ZM157 229V228H156ZM155 229V230H156ZM61 230V229H60ZM59 230V231H60ZM138 230V229H137ZM149 230V231H150ZM158 230V229H157ZM17 231V230H16ZM49 231V228L48 230ZM58 231V232H59ZM62 231L64 232V229H62ZM67 229L65 230L64 234L65 237H68V239H70V236H67V233H70V231H67ZM145 231V230H144ZM73 232V231H72ZM134 232V231H133ZM142 232V230H141ZM148 232V231H147ZM146 232V233H147ZM157 232V231H156ZM51 233V232H50ZM131 233V232H130ZM129 233V234H130ZM145 232H143V236H145L147 238V236L144 234ZM44 234V233H43ZM55 234V233H54ZM62 235V233H60ZM63 234V235H64ZM122 234L124 235L125 232L122 231ZM127 234V232H126ZM46 235V234H45ZM44 235V236H45ZM48 235V234H47ZM62 235V236H63ZM71 235V234H69ZM77 235V234H76ZM134 235V234H133ZM132 235V236H133ZM139 235V234H138ZM51 236V235H50ZM131 236V237H132ZM135 236V235H134ZM137 236V235H136ZM150 236V234H149ZM156 236V235H155ZM158 236V235H157ZM64 237V238H65ZM141 236H139L140 238ZM159 237V236H158ZM15 238V237H14ZM45 240V238H48V236H45V238L40 237V239ZM74 239L75 236L72 233L71 239ZM135 238V237H134ZM133 238V239H134ZM53 239V237H52ZM56 239V238H55ZM70 239V240H71ZM72 239V240H73ZM132 239V238H131ZM149 239H152L151 236L149 237ZM157 239V238H156ZM24 240V239H23ZM22 240V241H23ZM48 240V239H47ZM61 241H63V237L60 239ZM137 240V239H136ZM135 240V241H136ZM147 240V239H146ZM159 240V239H157ZM14 241V240H13ZM41 241V240H40ZM65 241V240H64ZM64 241L62 243H64ZM75 241V240H73ZM149 241V240H147ZM154 241V240H153ZM152 241V242H153ZM161 241V242H162ZM44 242V241H43ZM41 241V243H43ZM132 242V241H131ZM150 242V241H149ZM159 242V241H158ZM9 243V242H8ZM23 243V242H22ZM59 243V242H58ZM70 244V241L67 242ZM73 242H71L72 244ZM134 243V242H133ZM139 243V242H137ZM151 243V242H150ZM3 244V243H2ZM45 244V243H44ZM70 244V245H71ZM131 243L127 244L130 246ZM159 244V243H158ZM60 249L62 248L63 244H60ZM139 245V244H138ZM155 246V244H153ZM42 246V244H41ZM69 246V245H68ZM4 247V246H3ZM47 247V246H46ZM65 247V246H64ZM132 247V246H131ZM130 247V250H131ZM141 247L144 251L143 254L146 255L147 250H148V244L145 243L144 239L141 240ZM153 247V246H152ZM21 248V247H20ZM44 248V246H43ZM41 247V252H45ZM129 248V247H128ZM135 248V247H134ZM151 248V247H150ZM155 248V247H154ZM156 248H158L156 246ZM155 248V249H156ZM7 249V248H6ZM10 249V247H9ZM22 249V248H21ZM25 248H23V250H21L22 252L24 251ZM60 249L58 251H60ZM140 248V250H142ZM4 250V249H3ZM36 250V249H35ZM54 250V249H53ZM64 250V249H62ZM76 250V249H74ZM154 250V249H153ZM158 250V249H157ZM260 250V249H259ZM18 251V250H17ZM51 251V250H50ZM55 251V250H54ZM57 251V252H58ZM133 251V250H131ZM130 251V252H131ZM150 251V250H149ZM56 252V253H57ZM61 252V251H60ZM67 252V251H66ZM74 252V251H73ZM140 252V251H139ZM154 252V251H153ZM155 251V253H157ZM50 253V252H49ZM54 253V252H53ZM76 253H78L76 251ZM135 252H133L134 254ZM152 253V252H151ZM150 253V254H151ZM257 253L259 254V252L257 251ZM23 254V253H21ZM29 254V255H28ZM46 254V253H45ZM59 254V253H58ZM60 254H63V252H61ZM128 254V253H126ZM154 254V253H153ZM152 254V255H153ZM9 255V254H8ZM7 255V256H8ZM56 255V254H55ZM79 255V254H78ZM132 254L128 255L131 256ZM65 255H63L64 257ZM80 256V255H79ZM151 256V255H150ZM154 256V255H153ZM6 257V255H5ZM42 257V256H41ZM46 257V255H45ZM49 257V256H48ZM57 257V256H56ZM135 257V256H134ZM133 257V258H134ZM144 258V256H141ZM260 257V256H259ZM258 257V258H259ZM20 258V257H19ZM43 258V257H42ZM58 258H61V256L59 255ZM77 258V256H76ZM81 258V257H80ZM130 258V257H129ZM128 258V259H129ZM132 258V259H133ZM148 258V257H147ZM152 258V257H151ZM4 259V258H3ZM23 259V258H21ZM27 259V258H26ZM51 259V258H50ZM56 259V258H55ZM250 259V260H249ZM257 259V258H256ZM262 259V258H261ZM264 259V258H263ZM36 260V259H35ZM42 260V259H41ZM79 260V259H76ZM127 260V259H125ZM124 262L126 263L127 261ZM136 259H134L135 261ZM138 260V259H137ZM253 260V259H252ZM258 260V259H257ZM260 260V259H259ZM27 261V260H26ZM37 261V260H36ZM35 261V262H36ZM48 261V260H47ZM54 261V260H53ZM81 261V260H80ZM142 261V260H140ZM144 261V260H143ZM146 261V260H145ZM255 261V260H254ZM253 261V262H254ZM38 262V261H37ZM56 262V260H55ZM92 262V261H91ZM133 262V261H132ZM137 262V261H136ZM139 262V261H138ZM262 262V261H261ZM32 263V261H31ZM60 263V261H59ZM140 263V262H139ZM152 263V261H151ZM256 263V262H255ZM259 263V262H258ZM17 264V262H16ZM22 264L23 263L22 261ZM28 264H30V262H28ZM37 264V263H36ZM39 264V263H38ZM54 264V263H53ZM58 264V263H57ZM79 264V262H78ZM150 264V263H149ZM257 264V263H256ZM262 264V263H261Z\"/></svg>", "mask_w": 264, "mask_h": 264}, {"label": "clouds", "instance_id": "9594fccd", "mask_svg": "<svg viewBox=\"0 0 264 264\" xmlns=\"http://www.w3.org/2000/svg\"><path fill=\"white\" fill-rule=\"evenodd\" d=\"M99 3L100 0H64L63 11L72 23L67 35L57 40L61 49L71 50L79 45L82 49L91 50L106 43L113 34L128 31L129 10L126 0H112L111 13L105 12ZM226 102L239 106L246 103V100L229 96ZM6 107L10 110V106ZM200 131L207 138L202 130ZM208 203V215L225 229L247 219L253 213L264 217V199L243 185L233 189L223 184L217 186L210 193ZM28 215L34 224L41 217L35 206L28 209Z\"/></svg>", "mask_w": 264, "mask_h": 264}]
</instances>
